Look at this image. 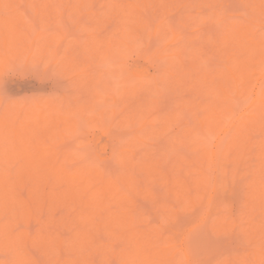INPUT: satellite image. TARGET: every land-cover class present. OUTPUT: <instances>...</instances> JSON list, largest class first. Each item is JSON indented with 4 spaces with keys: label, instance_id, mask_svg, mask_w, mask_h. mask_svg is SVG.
<instances>
[{
    "label": "rangeland",
    "instance_id": "obj_1",
    "mask_svg": "<svg viewBox=\"0 0 264 264\" xmlns=\"http://www.w3.org/2000/svg\"><path fill=\"white\" fill-rule=\"evenodd\" d=\"M83 1H84V3H83ZM122 1H123V3H122ZM142 1L143 0H115V1L114 0H111V1L110 0H82V1H80V0H10V1L6 2V0H5V3H3V1H2V4L0 3L1 4L0 5V17H7V18L11 17V18H13L12 16H14V19L16 20V23H18V25H16V23H14L15 25H12L13 27H9V28L11 30V28H14L16 26L14 28V30L12 29L13 30L12 33H15L14 31L19 29L18 31H16V33L18 32L19 34L17 33L16 36L14 35V37H16V38H12L11 35H13V34L11 33V31L9 33V29L7 30L6 28H3V30L4 29L6 30V31H3L2 28H0L1 29L0 33L6 32V33H4L5 35L9 33L11 35L9 36V34H8V37L12 38L9 40L7 39V41H6L7 43H6V45H4L5 42L1 39L3 36L2 37L0 36L1 42L2 41L4 42V43H1L2 45L0 44V48H2V49H0V118L2 119V117H3L6 120V118H7L6 116L9 115L8 113H10V115L11 114L16 115L19 113L17 115L18 117L16 116L17 118L13 115L14 116L13 119H15V118L19 119L18 121L24 119L23 122L26 124L28 123L30 125L26 128L25 131L23 130L21 132V135H25L24 134L25 132L28 134L38 135V134H41L42 132H45V129L47 127L44 128L45 125L44 126H41V125L38 126L36 121L38 122V121L42 120V118H40V117H42L44 115H48L49 112H51V111L53 113L71 112L73 110L77 111L78 109H79L78 111L81 112V110H82V112H83L86 110L85 113L81 112V113H79V115L75 114V117L81 123V124L79 123L80 124L79 126L83 125L84 127L83 126L78 127L80 130L78 129L77 130L78 132L75 131V134L73 131H72L73 133L71 131H65L64 136H58L59 138L50 137L49 139L52 140L53 143L48 141L49 143L48 144L46 143V146L44 145L47 148H44V147L43 148L47 152H49V151L55 152L56 154L54 155V157H56L55 159L57 160V163L63 164L69 170H71V169L75 170L78 167L81 168L82 165L86 164V161H87L86 158L91 159V157H89V155L93 156L95 158V159L94 158L93 159L96 160V164L98 162L97 159L100 158L102 163L98 164V166L96 164L92 163L90 165V167L92 169H96L98 167L99 170H100V168H102L103 172H104L103 175L104 176L106 175L108 177L107 178L105 176V179L108 181H110V180L116 181L117 184L120 183L121 186L119 185V187H122L121 189L123 190V192H125L126 190L129 189L128 188L129 185L126 186L127 183H125V182H127V177L132 178L133 188L130 187V189H134V190H130V189L128 190V193L129 192L131 193V194L129 193V196L132 197V199H131V201H128L127 203L132 202L133 206L130 204L131 207H129V206H127V207L132 209L135 206V210L133 208V211H135L134 213L132 210L129 211V212L133 213L134 217H136L135 214H136L137 209H138L137 212L139 213L138 215L136 214L137 215L136 218H138V219L135 220L136 222H133V223H138V224H132L133 227L136 225L133 230L145 231L149 235V237H151L153 239H159L160 238V237H158L159 234H162L161 235L162 237L168 238L169 240L171 238L172 239L171 244L176 245L175 249L178 250L177 256L179 255L178 257H180V256L183 257L181 264H227L228 262H230L229 264H236V263L239 264L240 262H241V264H244V263L245 264H264V206H263L264 205V195L262 196L263 193L260 194L259 191L257 192V190H259V188H260V190L262 188H264V148H263L264 147V115L262 117H261V115H259V114L264 113L262 110V108L264 107V62L258 61V62H254L252 64H249V67H250L249 74H247L245 80L243 82H241V85H240V87H243V91H241V93H239V95L237 93L232 94V98L234 96V100L232 99L233 102L231 104L232 111L229 110V107H230L228 105L229 102H226L229 107L227 106L228 109H225V108H223V109L228 110V111H226V113H227L226 117H228L227 122L225 124L219 125L218 130L216 132L217 134L213 132L214 134H216V136L212 133L206 142V146L208 145V147H211L210 150H213L212 161L207 162L206 157L203 158L201 155H199L197 153V152H200V149H201L200 148V146H201L200 142L199 141L196 142L197 139L195 140V142H192V141H194L193 139H195L196 137L193 138L192 135L190 136L188 134L189 135L188 136L185 133L186 132L185 131L186 126L189 127L190 124H191L190 127H192V125L195 126L196 123L198 122V118L204 117L203 113L205 114L206 112H204V111H207L205 109L207 106L203 105L204 102H205L204 104H207V102L208 103H216V102H211V101H214V97H223V96H219V95L218 96L216 95L213 97L214 93H211V95H210V92L205 87L210 84V82H209L210 78H212V77L214 78V76H215L214 74H216L220 69L225 71V69H227L225 67H227L228 65H231V63H232L231 61L235 60V58L236 59L238 58L240 60L244 59L246 52L245 53H244V51L242 52L240 50V46H239V48L237 46H238V41L240 39H241L240 42H244L246 45L249 43V42H245V41H249L248 40L249 37H246V35H243V34H245L244 31H245L246 26H250L251 36H252L253 32H254V36L259 37V35H260L262 40L260 37L259 38L262 42L261 41H259V42H261L262 46H264V0H261V1H259V0L258 1L257 0H201V1L200 0H189L191 2L188 1L189 2L188 4H191V5H188L187 7L184 6V5H187L186 4L187 0H184L185 4H184L183 0H181V1L180 0H177V1L176 0L175 1L169 0L167 6L165 4H167L168 0H165V2L163 4L164 6H166L165 8H162V7H164L163 5H161L162 7H160L158 5V2H161V0H159V1L158 0H155V1L154 0H150V1L145 0L143 2ZM148 1L149 2L152 1V3L148 4L149 3ZM163 1L164 0H162V3H163ZM255 1H257V2L255 3ZM106 2L109 5H107ZM128 2H130V3L132 2V3H135V5L136 4L137 5L139 4V5L136 6L135 8L133 5H131L129 7L130 4H128ZM145 2H148V3L144 4ZM197 2H199V3H197ZM200 2H202V3L200 4ZM114 3H116L117 5L122 4V5H120L121 7L123 6V4H128L127 8H129V9H127V10L129 11V13H126L127 11L124 12V9L127 6V5H125V8L123 9L122 14L126 13L127 15H129V14H131L130 13V11H131L132 13H134V15H135V13H140L139 15H141L145 18L142 17L143 20L140 21V18H141V16H140V18L137 19V20H139L137 22L139 24L134 25L132 23L136 22L135 18H137V17L134 16L135 18L131 17L132 19H130V18H128L129 16L126 18L125 17L126 14H125L124 17L122 18V16H121L122 10H120V9H122L123 7L121 8L120 6H118L120 8V9H118ZM193 3H196V5ZM159 4H161V3H159ZM106 5L109 7H107ZM192 5H195V7H197V6H199V7L195 8ZM137 7H139V8L141 7L143 9L137 10L136 9ZM258 7H260V8H258ZM110 8H112V9H110ZM131 8H132V10H131ZM197 12H199V13L197 14ZM186 13L190 19L188 17L186 18V20L183 19V17L185 18ZM184 14H185V16H184ZM204 14H207V20H206V16H204ZM139 15H138V17H139ZM181 15L183 17L180 19ZM198 16L201 18V20L204 18L201 21V23L199 21L200 18ZM197 18H199V19H197ZM208 18H210V19H208ZM14 19H12V21ZM127 19H129V21L130 20L131 21L129 22V21H127ZM195 21H197V22H195ZM140 22H142L143 26H142V24L140 25ZM146 22H147V24H146ZM0 23H3V22L0 21ZM169 23H171V25L174 27L173 28L175 30L174 33L176 32V34H171V33L169 34L167 32H164V34H163L162 31L165 30V28H168V30L170 29L172 31V27H170ZM168 24H169V27H167ZM243 24H244V28L242 27L243 28L242 30H244V31L241 32V26ZM250 24H252V26ZM239 27H240V29H239ZM252 27L255 31L252 29ZM131 29L133 31H131ZM237 29H239V33H238ZM170 30H169V32H170ZM235 30L237 31L235 33H238L236 35H238V36H239V34L243 35L242 37L245 36L246 40L244 38H243L244 39L243 40L242 37L241 38L238 37L239 38V40H238L237 36H235V33H233ZM7 31H8V33H7ZM160 31L162 32V35H161ZM165 31H167V30H165ZM250 32H248V33H250ZM232 33H233L232 36H235V38L238 41L235 40V38H234L235 42H232L233 40H231L232 44L234 43L233 47H229L228 46L229 44H227L228 43L227 40H229L227 35H230ZM4 34H0V35H4ZM137 34L140 35V37L139 38L137 37V40H136L135 36H137ZM95 36H96V39H98L97 44H100V43L102 44V42H104V44H102L104 46L102 54L107 52L106 49L108 47L105 48V45L108 43V38L110 37L111 41L113 40V43L111 42L113 45V46L111 45L112 48L113 47L115 48L116 54L118 51H120L117 54L119 57L115 54L113 56V58L115 56H117L116 58H118V59L122 57L121 58L122 60H123V58H126V61L124 60L125 62H123L122 60L120 61V59H119L120 62L119 61L118 62L120 63V65H123V67H126L128 65L129 67L127 66L126 68H129V70L133 68V72L131 73V75L133 73H135L134 70H136L138 72L140 71L139 72L140 74L144 72L143 74H141V79H142V75L144 76L145 73L147 74L150 72V74L152 73V75L154 74V75L158 76V77L157 76L155 77L156 81H157V78L161 79V78H159V77H161L159 75L162 73L161 74L162 79L164 78L165 80H162V79H161V81L158 80V81H160L158 84V88L155 89V87H154V89H153L152 87L154 86L153 85L154 83L153 84L147 83V80L145 79L146 83L140 82L137 85L136 82L139 81V79L138 80L136 79L137 81H135L134 77H132V78H130V83H134V82L136 83L135 84L136 88L134 87L132 89L130 87L128 88V85L126 87V83L124 85L123 81L126 78L125 75L122 74L123 75L122 76L121 74L118 73L119 75L116 74V76H114V77H111L112 75L107 76L109 73H111V71L109 70L110 68L107 69V72H108V70L110 71L107 74L105 67L106 68L111 67V70H113V73H115L114 70H117L116 65L119 66V64H117L118 62L114 63V64H116L115 65L116 68L114 69L113 64L111 66V63H110L113 61L115 62V60L112 59V56L107 55L108 58L106 59L105 58L106 54H104V55L101 54V52H102L101 48L102 47L100 48L99 45H97V47H93L94 43L92 44V42L96 40L94 38ZM113 36H115V37H113ZM226 36L228 39H226ZM76 37L78 38V40L80 39V45H79V43L76 44L77 43V40L75 39ZM229 37H231V35ZM29 38H30V41L34 42V44H33L34 48L33 47H29V49L27 48L28 46L32 45V43H30V41L28 40ZM223 38H225L226 40ZM99 39L102 40L100 43H99V41H100ZM118 40H120V41H118ZM123 40H129L128 42H129L130 46L128 48L125 47V45H123V43H122ZM48 41H49V43H48ZM75 41H76V43H74ZM216 41H217V45L215 44ZM224 41H226V43ZM256 41H258V39ZM26 42H29L30 44L26 43ZM236 42H237V46H235ZM86 43L90 44V48H89V46L87 47ZM229 43H230V40H229ZM24 44L25 45L29 44V45L26 47ZM101 44H100V46H102ZM35 45H36V47H35ZM43 45L45 47H43ZM109 45H110V43H109ZM226 45L228 46V48ZM76 46H78V47H76ZM107 46H108V44H107ZM222 46L224 49L222 48ZM81 47H83V48L85 47L84 49L86 51L85 50L83 51V48H81ZM242 47L243 46L241 45V48ZM24 48L28 49V52H29L28 54H26V56L24 53L27 51L23 52L25 50ZM30 48H32V49H30ZM104 48H105L106 52H104ZM164 48H166V49H164ZM183 48H188V49H186V51H185V49H183ZM262 48L264 49V47H262ZM52 49H54V50H52ZM94 49H96V50H94ZM180 49H183L182 52H180V51H179L180 53L176 52ZM51 50L53 51V53ZM113 50L114 49H112V51ZM242 50H244V49L242 48ZM68 51H70V52L72 51V52L70 53ZM98 52H100V55ZM108 53H109V51H108ZM109 54H111V53H109ZM28 56H32V57H28ZM199 58H201V61H203V62H201V61L198 62L197 60H199ZM110 59H112V61H110ZM118 59H116V60H118ZM195 59L197 61L196 64H195V62H196ZM101 60L107 65L104 66V64L101 62ZM192 61L193 62L195 61L194 64L191 63ZM203 63L205 65V66H202L203 69H201L200 71H197L198 68H201L200 65H203ZM181 66H182L183 71L181 70ZM119 67L121 69L123 68L122 66H119ZM142 69L144 70L143 72H142ZM185 69H186V71H185ZM196 71H197V73L199 72L200 77L203 75V77L205 78L204 79L202 77L201 79H203V80H201V81H203L204 83L206 82L205 84H202L203 89L200 86V88L202 89V90H199V91H201V93L198 91L200 96H199V94H197L198 89L192 88V87L195 88V86L198 88L199 87L198 84L197 85L194 84L195 86H193V84H192V86H190V83H189L187 85L185 83L187 79H185V81H184V77H183L185 73H187L188 76L192 75V77H193V76L197 75ZM180 72L183 74V76L179 75ZM201 72H203V73H201ZM139 73H137V74H139ZM155 73H157V74H155ZM194 73H196V74L194 75ZM150 74H148V75L150 76ZM171 74H173V75H171ZM205 74L207 76L210 74L209 75L210 78L206 79ZM219 74H220V72L218 73V75L216 74L218 78L222 73L220 75ZM90 75H93V76H90ZM101 75L107 76V78L104 77V80H103L100 78ZM174 75H175V77H174ZM86 76H87V78H86ZM166 76L167 77L169 76L170 79H168ZM199 76L197 75V76H195L196 78L194 77L196 79V81H197V79L200 80ZM116 77H118V78H116ZM119 77H121V78H119ZM128 77H131V76L128 75ZM136 77H138V76H136ZM221 77L224 78L223 75ZM99 78H100V81H99L100 87L103 85L104 88L99 87V90L97 89L99 91L98 92L95 90L97 88V87L95 88V85L98 83V81L96 82L95 80H97ZM151 78H152V76H151ZM155 78H153V79L155 80ZM194 78H192V81L194 80ZM218 78H216V80H217L216 82H218L221 79L220 78L218 80ZM85 79H87V80H85ZM88 79H89V82L87 83L88 85L86 84V86L87 87L90 85L93 86L96 83L93 88L91 86L88 88L85 86V83H86V81H88ZM93 79H95V80H93ZM106 79H107V82L105 83ZM119 79H121L122 82ZM90 80H92V82H90ZM169 80L172 82H169ZM188 80H189V78H188ZM204 80H206V81H204ZM192 81H191V83H192ZM188 82L189 81H187V83ZM193 82L195 83V81H193ZM99 83H98V85H99ZM127 83H129V82L127 81ZM143 84H145V86L150 85L151 87L150 86L149 87H150V89L152 88V90H150L148 88H147L148 90L144 89L143 87H145V86ZM155 84H157V82ZM80 85H82V87ZM106 85H107V87H106ZM199 85H200V83H199ZM132 86H134V85L132 84L131 87ZM137 87H138V90H136ZM79 88H80V90H79ZM89 88H92V89H89ZM108 88L109 89L112 88V89L109 90ZM124 88H128L130 90L126 91ZM101 89L102 90L105 89L102 92V95H103L102 99H101L102 95L100 93ZM205 89H207V91H205ZM88 90H90V91H88ZM130 91H132L133 93ZM190 91H192V92L190 93ZM208 92H209V94H208ZM117 93H119V94L121 93V94L118 95ZM205 93H207L208 96ZM231 93H232V91H231ZM201 94L203 96H201ZM196 95H198L199 98ZM220 95H222V94H220ZM93 96H94L95 100H94ZM149 98H151V99H149ZM188 98L189 99L191 98L190 100H192V101L196 100L195 104L199 101L198 102L199 106L196 104L197 106H195V108H191V107H193L192 105H195V104H191L192 101H191V103H188L189 100H186ZM224 98L226 100H228V97L226 98V96H224ZM224 98H219L220 100H218V101L216 99L215 100L218 102L217 104L219 105V104H221V103H219V101H222V104H223ZM103 99H105L104 100L105 103L102 101ZM229 99H231V97ZM150 100H152V101L150 102ZM101 101L105 104L104 109H102L104 104L102 105ZM95 102L100 103V105H98L97 103H96L97 104L96 105ZM148 102H150V103H148ZM183 102H184V104H183ZM145 103H147V104H145ZM185 103H187L188 105H185ZM226 103L224 102L223 105L226 106ZM143 104H144V106H143ZM189 104L191 106H189ZM217 104L215 106L220 107ZM84 105L87 107H83ZM95 105L98 107H95ZM180 105L181 106L184 105L185 108L187 106L189 108V109L187 108L188 111H187V109H184ZM202 105L205 106V108L202 107ZM211 105L213 106V104H211ZM79 107H81V108H79ZM198 107H199V109H197ZM83 108H86V109L83 110ZM257 108H259V110L261 108L263 113H260L259 110H258L259 111V113H258V111H256ZM135 109L137 110V112ZM193 109H197L198 111L195 112L196 110H193ZM219 109L221 110L222 106ZM139 110L143 111V112H138ZM184 110H185V114L183 113L184 114L183 115L181 113V111L183 112ZM200 110L203 111L202 114L199 112ZM78 111L76 113H78ZM87 111L88 112L95 111V112L90 117L92 112L89 114V113H87ZM99 111H101V112L104 111V112L101 114V112H99ZM131 111L136 115H133V113ZM256 112L258 114L255 115ZM46 113H48V114H46ZM86 113H87V115H86ZM165 113L168 114V117H169V114H175V115H173L174 116L173 118L170 117V118H172L171 119L172 121L171 120L168 121V119H170V118H167ZM178 113L179 114L181 113L180 114L181 117L177 115ZM82 114L84 115L83 118L85 117V119H83L84 121L81 120ZM127 114H128V116H127ZM161 114H162V116H161ZM85 115L87 117L89 115V117L87 118V123H85L86 122L85 121L86 120ZM132 115L134 116V120L135 119L136 120L134 122L131 121V124L133 125V127L127 128L128 126L126 127L125 125L127 124V121L131 120L130 117ZM142 115H143V117H142ZM159 115L161 116V118ZM254 115L256 117L259 116L260 119H258V117L257 118L254 117ZM10 117L11 116H9L7 118V120ZM19 117H21V118H19ZM155 117H156V119L160 118L161 121L159 119L156 120ZM122 118H124V119H122ZM128 118H129V120H128ZM141 118L144 121L143 124H142V122H140L141 124H139V121L142 120ZM193 118H194V121H193ZM163 119H164V121H163ZM255 119H257L258 122L260 121L261 124L257 123V120H255ZM10 120H12V118H10ZM32 120H33V122H32ZM124 120H126V122ZM18 121L16 120V123ZM189 121H190V123H188ZM262 122H263V124H262ZM18 123L16 125H20V122H18ZM92 123H95V124H92ZM165 123H167V124H165ZM160 124L163 125V127ZM59 125H61L60 128H62V129L67 127V124L64 121H60ZM90 125H92L93 127L92 126L90 127ZM147 125H149V126H147ZM165 125L167 128H165ZM87 126H89V128ZM181 126H183V127H181ZM146 127L149 129L150 132L147 130ZM160 127H161V129H164V130H161L163 132H160V130H158V129H160ZM60 128L58 126V129H60ZM83 128H85V130ZM154 128H156L154 130L155 132L152 131ZM238 128L240 130H238ZM51 129L52 128H47V131H49ZM42 130H44V131H42ZM156 130H158L157 134H156ZM167 130H169L170 132L169 131L166 132ZM80 131H81V135L78 134ZM76 132H77V135H76ZM152 132L155 134H153ZM165 132H166V134H165ZM145 133H146V136L144 135ZM170 133H171V135L169 136L168 134H170ZM235 133L237 136L234 135ZM161 134H163L162 135L163 137H160ZM166 135L169 136V139H168V137H164ZM198 135H195V136H198ZM233 135H234V138H233ZM172 137H173L174 141L177 140L176 141L177 144L181 145V146L179 145L181 147V149L182 148L184 149L182 151V153H184V154L186 153L185 154L186 156L190 155L189 158L184 156L185 160H183V157L181 158L182 153L180 154V157L179 156L177 157V154H179L180 153L179 151H181L178 149H177L178 150L177 154H176V152L175 153L171 152L172 150L169 152L172 145H174V144L177 145L174 141H172L173 140ZM82 138H83V140L85 139V141L81 140ZM135 138H137V139L139 138V140H137ZM158 138L161 139L162 141L159 140ZM78 139H80V140H78ZM147 139H149V140H147ZM246 139H247V141H245ZM47 140H48V138H47ZM75 140H76V142H75ZM140 140H142V141H140ZM145 140H147V141H145ZM163 140H165V142ZM233 140H236L234 142V144H233V142H231ZM81 141H82V143H81ZM167 141H168L169 145L167 144ZM0 142H1L0 147L3 148V153L11 155L12 151L14 150L13 148L15 146V144L12 142V138H11V140L10 139L0 140ZM173 142H174V144H173ZM83 143H85V144H83ZM245 143H248V145L247 144L245 145ZM90 144H91V146H90ZM235 144H237V147L240 148V151H239V149L236 151L237 148H236ZM83 145H87L86 148H84ZM175 145H174V147H172V149L174 151H176ZM74 146L77 148L76 150L73 149V148H75ZM81 147H83V150ZM164 147H165V149H164ZM166 147H167V149H166ZM177 147L178 146H176V148ZM190 147H191V149H190ZM195 147H196V149L200 148L199 151H198V149L196 150ZM43 148H40V149L43 150ZM61 148H62V150H61ZM69 148H71L72 150ZM78 148L81 149V153L79 151L80 149L78 150ZM89 148H90V150H89ZM115 148H118L121 150L126 149L125 154H127V152H128L127 150H129V153H128L129 157L128 158L132 159L129 162H132L133 160L138 159L136 161L140 162V163L137 162V163H139V165L135 164L136 166L132 167L130 164H133V163L128 164L126 158L124 159L123 163L126 162L127 163L126 166L129 167V169L127 167H125V163H124V165H123V163H121L122 165H120L121 161H119V160H122V159H119V158H121V157H117V152H116V154L112 153L114 151L113 149H115ZM159 148H161V149H159ZM162 148H163V150H165V152L169 156H167L165 153L163 154L164 151H162ZM228 148L229 149L234 148L233 149L234 152L233 151L231 152L232 149L228 151ZM250 148H251V150H250ZM85 149H88L85 151L88 154L91 152L88 156L86 155L87 157L84 156L85 155L84 154ZM65 150H67L68 152ZM69 150H71L70 151L71 154L69 153ZM130 150H132V151H130ZM145 150H146V153H145ZM167 150L169 153L167 152ZM208 150H209V148H208ZM245 150H246V152H245ZM247 150L249 151V153H247L248 152ZM4 151H6V152H4ZM64 152H65V154H64ZM118 152H119V150H118ZM130 152H132V154ZM158 152H160V154ZM237 152H239V155ZM58 153H59V155H58ZM74 153H76L77 155L79 154L78 157L80 155H82V153L84 154L81 157L82 158L81 162H80V160H78L80 157L78 159H76L77 155ZM111 153L114 155H111ZM193 153H195V154H193ZM63 154H64V156H63ZM94 154H96V155L94 156ZM75 155H76V157H75ZM193 155L195 158H197L198 156L199 157L195 160ZM52 158H53V156H52ZM191 158H193V159H191ZM199 158H200V160H198ZM10 159H11V157H10ZM24 159H22L21 161L23 162ZM207 159L209 160L208 157H207ZM46 160L47 159H45L43 161H45V163H47ZM115 160H117V163ZM140 160L142 161V165H141ZM194 160L195 161L198 160V161L195 162ZM10 161L13 162L12 160H10ZM63 161H65V162H63ZM103 161H105V162H103ZM145 161H146V163H145ZM188 161H190V162H188ZM11 162L9 163V161H8L9 164H11ZM14 162H17V161H14ZM19 162H20V160H19ZM6 163H7L6 159L0 160V173H3V171H5L6 173L10 172L13 174V176L15 175V177H16V174H14V173H20L16 169L18 167V165L15 168L14 167L15 165L14 166H8V163H7V165H6ZM24 163H25V160H24ZM134 163H136V162L134 161ZM196 163H199V164L197 165ZM93 164L96 165V167ZM102 164H104V165L102 166ZM145 164L149 166V169L145 167L146 170L148 169L147 170L148 172H146V170H145L146 173L141 168H139L140 165H141L140 167L143 168L144 166H146ZM187 164H190L189 165L190 167H188ZM200 164H201V167L203 166L202 170L199 169V168H201ZM43 165H44V163H43ZM120 166H122L123 168L122 167L120 168ZM191 166H193V167H191ZM260 166L261 167L263 166V168H260ZM151 167H152V169H150ZM196 167H197V170L195 172V169H193V168H196ZM132 168H134V169H132ZM102 169H101V171H102ZM118 170H119V172H118ZM189 170H191V172ZM138 171H140V172H138ZM201 171H203V172L201 173ZM130 172L132 173V176H131ZM154 172H157V173L154 174ZM21 173L19 175H21ZM117 173L118 174L120 173V174L118 175ZM129 175H130V177H129ZM163 175L167 176V178L164 177ZM200 175L201 176L203 175L204 177H200ZM13 176H12V179H14ZM124 176H126V177H124ZM197 176H199V178ZM22 177H24L23 174H22ZM25 177H27V176H25ZM30 177H33V176H30ZM119 177L121 179L117 180V179H119ZM136 177H138V178H136ZM177 177H178V180H177ZM182 178H183V184L181 183L182 181H180V180H182ZM200 178H202V179H200ZM203 178H206V180L209 179L210 181L208 180L206 182V181H204L205 179L203 180ZM32 179L27 178V181L25 179L26 182H23L24 181V179H23V181H21L20 183H22L23 185L26 184L25 185L26 187H30L28 190V191H30V189H32V187L34 186V183H35L34 182L35 180L33 179L34 181H32ZM50 179L47 180L48 183H46V182L44 183L46 185L45 186L46 188H43L42 184H41V186H39V187H41V188H39L41 195H43L45 193V191L50 192V189H52V192L54 191V189H55V191L56 190L57 191L63 190L65 185H63V183H61V182H58L60 180L57 181L56 178L54 177L55 181H57V182H53V180H52L53 177H52L51 181H50ZM194 179H198V181H196ZM16 180H17L16 186L19 190L18 192L21 193L23 191L22 192L23 194H21L22 197L19 198L18 194L16 193L17 191L13 190L14 194H12V199H13V196H16L17 198L20 199L19 202H22L23 197L26 199L25 196L27 195L28 191H27V188L25 186H24L25 189L23 190V188H22L23 186L18 185V181H20L19 179L16 178ZM135 180H138L139 182H136ZM185 180H186V182H185ZM191 180H194V183ZM165 181H167L168 185H166ZM14 182L16 183V181H14ZM37 183L38 182H36V184ZM199 184H201V185H199ZM251 185H252V187H251ZM256 185L258 188L256 190L257 194H256V192H254V188H256ZM134 186H135V188H134ZM183 186H184V188H183ZM190 186H193V187H190ZM209 187H210V189H209ZM17 188L15 187L16 190H17ZM36 189H38V188H36ZM36 189H33V192ZM42 189L45 190L44 193H42L43 192ZM138 189H140L139 190V191H141L140 193H139ZM144 189H145V191H144ZM183 189H185V190H183ZM193 190H195V191H193ZM202 190H204V191L201 192ZM0 191H1V186H0ZM133 191L139 193L138 195H140V196H138L137 193H135ZM262 191H263V189L261 190V192ZM13 192H11V193H13ZM189 192H191V193H189ZM200 192L202 194L205 192V194L201 195ZM4 193L5 192H3V195H4ZM128 193L126 191L127 195H128ZM187 194H189L190 196H188ZM193 194H195V195H193ZM10 195L8 197V203H9L10 198H11ZM33 195L35 196L34 198L32 197L34 199V201L30 202L29 201L30 198L28 199V197H27V199H26L27 203H29V204L35 203V205L39 206L38 211H41V213L38 212L39 213L38 214L36 211H34L33 214L34 213L36 214V215H34V218H32L33 215H30V218L28 216H26L29 218V220H27V222L29 221L28 223H23L26 221V219H25V221H24V219H21L23 221L21 225L16 224V222H17L16 219L13 221L14 225L16 224L15 226H17V227H15L13 225L15 227L13 229V231L15 230V233H18L17 231H20V230H23V232L28 230L26 233H29V234H27V235H31L29 237H34V239L30 238V239H32V241L29 240L30 242H33V240H34V242H33L34 244H29V241H28V243L23 242L24 245L23 246L20 245V246L24 247L26 244L32 245V246L26 245L25 247L28 246L26 248V250L24 248L22 250V248H21V251L23 252L25 250V251H28V253L30 251V253H29L30 256H33V258H35L38 261H35V259L33 260V258L28 256V253H27V257L25 256V258H24V264L26 263V261H32V260L34 262H37V264H50V263L54 264L58 260H59V262H60V260L63 261V257L60 256L58 252L61 253L62 252L61 249L62 250L65 249L64 246L65 245L68 246L69 241L71 244H73L71 241L74 242V240L70 239V240H68V242H67L68 244H67L66 243L67 240H65L63 238L64 237L65 238H69V237L73 238L71 236H73L75 234V233H73V231H75L77 229V228L75 229L76 224L78 225L77 227L80 228L79 230H81V228H83L81 225V222L78 221V217H80L81 213L84 212L83 210H81L83 208L81 205H80L81 208H78L79 203H77V205H78L77 206L76 204H74L75 202L73 199H72V201L74 203L68 199L67 200L63 199L62 201H65V202L61 203V201L59 202L60 199H58L57 203H56V200L54 201L56 204L52 203V204H54V206H52L49 203V200H47V203H45L46 199L45 200H44V198L40 199L39 198L40 195L35 194V193ZM111 195H112V193H111ZM199 195L201 197H199ZM259 195H260V197H262V199L260 198L261 200L258 199ZM7 196H8V194H7ZM191 196H192V198H193V196H195V199H197V197H198L195 204L192 202V201L195 202V199L193 200L191 198ZM0 197H1L0 200H2V199L5 200L6 194L3 198L1 196V193H0ZM182 197H184L183 198L184 200L182 199ZM202 198H203V200H202ZM106 199H108V197H106ZM135 199L137 200V202ZM256 199H257V201H256ZM112 200L114 201V198H112ZM2 201H0V203ZM23 202H26V201H23ZM111 202L107 201V205L112 204ZM115 202L116 201H114V203ZM135 202L137 204L134 205L133 203H135ZM199 202H200V204H199ZM11 203H12V205L14 204L13 202H11ZM64 203H69V204L64 205ZM108 203H110V204H108ZM127 203H126V205H127ZM189 203H190V206H189ZM191 203L193 206L191 205ZM203 203H205V204H203ZM23 204L25 205V203H23ZM115 204H113V205H115ZM163 204H164V206H162ZM198 204H199V206H198ZM258 204H261V205L258 206ZM0 205H3V202ZM20 205L22 206V204H20ZM20 205H18V206H20ZM35 205H29V206L32 207ZM37 206L34 209H36ZM0 207L2 208V206H0ZM12 207L13 206H10L9 209L13 210L14 207L13 208ZM109 208H111L112 211H115L117 213H119L121 210L120 207L117 208V204H116V208L113 206H111V207L109 206ZM34 209H32V210H34ZM105 209H106V207H105ZM1 210L3 211L5 209L2 208ZM57 210H59V211H57ZM111 210H109V211H111ZM2 211H1V213H6L9 210H7L6 212H2ZM55 211H57V212L53 214V212H55ZM68 211H69V213H68ZM107 211L105 212L106 215H107ZM18 212H20V211L18 210ZM100 212H101L100 214H102V216H103L102 209L100 210ZM7 213H6V215H7ZM60 213H62V214H60ZM63 213H65V214H63ZM73 214H76L74 216L77 217V221L81 225L80 227H79L78 223H76L75 225H73L71 223L75 219ZM77 214H79V215L77 216ZM68 215H69V218L70 217L72 218L70 220V224H69V220H68V221H65V223L66 222L68 223L67 225L66 224L62 225V223L64 221L60 222V220H62L61 217H65V216L67 217ZM0 216H2V215L0 214ZM21 216L22 215H19V217H21ZM2 217H0L1 218L0 219L1 224L3 223V221H4V223L7 222L6 221L7 219L4 220L5 217L4 216H2ZM10 217H11V215H9V218ZM19 217H17V218H19ZM50 217H55V219L59 218L60 220L58 219L59 222L58 221H57V223L55 222L56 224L52 223V224H54L52 226V229L49 228V229H51V231L48 229V225L47 226L45 225V227L49 230L47 232L48 233L49 232H57V234L54 233L53 235H57V236L59 235L63 239V241H65L63 243L64 244L66 243L65 245L62 243L61 246L64 248H61V246L58 245L59 242L58 243L56 242V244L58 245L56 247H60L61 249L59 250L57 248V250H55L56 248L53 247V248H55L54 253H56L57 256L59 255L61 257V259L59 256H58L59 259L57 257H55L56 255L54 254L55 260H57V261L53 260L54 262H52L51 260H48V258L51 259L53 257V256L51 257L48 254L50 252L51 255H53L52 254L53 251L50 250V247L55 246L54 245L55 241L52 240L54 243L52 245V244H50V242H51L50 239L55 238V236L53 237L50 235L51 236L50 239L47 238V240H43L41 238L43 236H45L46 234L44 233V235H43L41 233L42 235H39L40 234L39 232H45L44 230L39 231L40 229L45 228L44 226H41L40 224H42L46 220H49ZM6 218H8V217H6ZM55 219H54V221H56ZM66 219H68V218H66ZM21 220H19V221L21 222ZM41 220H42V222H41ZM51 220L52 219H50V221ZM50 221H49V223H51ZM95 221H96V224L98 222H101V221L104 222L103 220H100V219H97ZM32 222H33V224H32ZM35 222H38V223H35ZM11 223H10V227L12 226ZM30 224H32V225H30ZM59 224L62 227L59 226ZM5 225H7V224H5ZM99 225H101V226H99ZM99 225H98L99 227L97 226L98 229H95V228H97L95 223L90 224L91 227L93 226V229L91 227L86 228V229L92 230L89 233L90 235L88 234L89 235L88 236L87 234H85L86 232L84 233L85 235H87V236H85V235L84 236L87 237L88 239L94 236V238L92 239V241L94 243L93 245L89 244L88 241L90 239L87 241L88 242L87 246L88 245L93 246V247H91V251L89 249L87 250L85 248L86 245L84 247H82L81 246L82 243L79 247L80 249L78 250L77 249L78 247H75V246H76V244L79 245L80 241L78 244V242L75 239V241L77 243L73 247H75V249H77L79 251L77 253L83 252V254L81 253V254H77V255L83 256L86 253V252L84 253V251L86 250V251H88V253H86V254H88V256L85 255V258H83V259L81 258L82 261H84L87 258L88 261L89 260L91 261V259H92L91 263H93V264H122L124 262L122 260L123 258L121 255L122 251H120L121 253H118V251L120 249L122 250V247H123V252L130 250L129 244L126 241H124L123 239H121L123 241L120 240V242L118 243L119 240L117 241L115 238V241H113V243L116 244V247L114 245H112V246H114V248L112 247L114 250L113 249L110 250L111 247L109 249L108 246H111L110 245L111 243L108 244L106 242H108L107 238L109 236H110V239L113 236L110 235L108 230L106 232L107 234H104L105 232L103 229L105 227H106L105 229H107V227H108L106 220H105L104 225H102L101 223ZM254 225L256 226V228ZM8 226H9V224L7 225V227L4 226V228L9 229ZM37 226H38V228H37ZM88 226H89V224L85 227H88ZM102 226H103V228H102ZM42 227H44V228H42ZM85 227H84V230H86ZM100 227H101V229H100ZM138 227H139V229H138ZM0 228L2 229V227H0ZM113 228H116V227H113ZM117 228H119V227H117ZM117 228H116V230L118 231ZM156 228H158V229H156ZM53 229H54V231H53ZM108 229L114 230V229H110V228H108ZM256 229L258 231H256ZM84 230H82V231H84ZM98 230H100V231H98ZM102 230H103V232L101 233ZM116 230H114V233H116L115 232ZM121 230H126V229L120 228V231ZM252 230L254 231V233ZM5 231L8 232V230H4V233H5L4 235L6 236V234H8V233H6ZM10 231L11 230H9V232ZM78 232H77V234H78ZM94 232H95V235H94ZM97 232H99L100 234H98ZM1 233H0V239H1V237L8 239V235H10V234H8L7 237H4L3 233H2V235H1ZM108 233H109V235H108ZM118 233H119V231L117 232V234ZM153 233H154V236H152ZM19 234H21V233H18L17 236ZM81 234H82V232H81ZM91 234H93V236ZM165 234H166V236H165ZM38 235L40 236V238ZM106 235L108 237H106ZM12 236H14V235H11L10 238H12ZM36 236L39 239L38 238L35 239ZM50 236H48V237H50ZM62 236H64V237H62ZM75 236H74V238L80 239L82 235L80 236V238L76 234H75ZM169 236H170V238H169ZM58 237H56V238L58 239ZM104 239H105V242H104ZM38 240L42 244L39 242H38V244H36ZM44 241H47V242L44 243ZM92 241H91V244H92ZM116 241H117V243H116ZM0 242H1V240H0ZM84 242H85V240H84ZM103 242H104V245H103ZM110 242H111V240H110ZM121 242H122L123 246H122ZM46 243L48 246L47 251L44 250V248L47 247ZM39 244H41L42 246H40ZM4 246L6 247L7 244L4 243ZM39 246L42 248H40ZM102 246H104L106 249H109V251H112V252L107 251L108 252L107 253L105 251L107 254L106 255L105 252H103V250L105 248ZM69 247L70 246H68L65 249V252L63 250V253H61V254L64 255L66 253V250ZM28 248H29V250H27ZM30 248H32V249H30ZM34 248H35V250L33 251ZM36 248H37V250H36ZM81 248H83V249L85 248V250H83ZM101 248H104V249L100 250ZM19 249H20V247H19ZM115 249L118 251L116 252ZM2 250H3V252H1ZM14 250L9 249L10 252H13ZM48 250H50V251L48 252ZM43 251H44V253H45V251L48 253V254L46 253L48 258L45 256ZM75 251H73L72 254H74ZM114 251L117 255H115V253L112 254ZM17 252H18V250H17ZM71 252L69 249V253H71ZM89 252H90V254H89ZM100 252H103L104 254L100 253ZM13 253L15 254L16 250ZM13 253L9 254L8 251L6 250V248L4 249L3 247H0V263H2V264H4V262L6 264L15 263L14 261H17L18 255H16L17 253L15 254L17 256V259L15 260L13 258L14 257ZM67 253H68V251H67ZM7 254H8V256H7ZM24 255H25V252L23 254V257H24ZM70 256H71L70 258H72V256L75 257L74 255H70ZM28 257L32 258V260H30ZM178 257H177V260L174 264H176L178 262L180 263L181 259L179 260ZM27 258L29 260H25ZM70 258L67 259L66 261H69L70 262L69 264H73L74 261ZM52 259H54V258H52ZM76 259H74V260L78 261L77 264L79 263V261L82 264L81 259H79V257H77ZM119 259L122 260L123 262H120ZM22 260L23 259H21L20 262ZM226 261H228V262H226ZM87 262H85V264H90ZM29 263L33 264L32 262H29ZM17 264H19V263H17ZM34 264H36V263H34ZM56 264H58V263H56ZM64 264H67V263L65 262ZM74 264H76V263H74ZM83 264H84V262H83Z\"/></svg>",
    "mask_w": 264,
    "mask_h": 264
},
{
    "label": "bare ground",
    "instance_id": "obj_2",
    "mask_svg": "<svg viewBox=\"0 0 264 264\" xmlns=\"http://www.w3.org/2000/svg\"><path fill=\"white\" fill-rule=\"evenodd\" d=\"M2 1H3V3H5V0H0V3L2 4ZM7 1H10V0H6V2ZM80 1H82V0H80ZM111 1V0H110ZM115 1V0H114ZM143 1H145V0H143ZM142 1V2H143ZM147 1V0H146ZM150 1V0H149ZM148 1V2H149ZM155 1V0H154ZM159 1V0H158ZM170 1H172V0H170ZM173 1H175V0H173ZM177 1V0H176ZM181 1V0H180ZM189 0H187V2H186V4L187 5H184V6H188V5H191V4H188L189 2H191V1H189ZM201 1V0H200ZM258 1V0H257ZM257 1H255V3L257 2ZM259 1H261V0H259ZM148 2H145L144 4H147ZM164 2H165V0L163 1V3H162V0H161V2H158V5L160 6V7H162L161 5H163L164 4ZM168 2H169V0L167 1V4H165L166 6L168 5ZM183 2H184V0H183ZM83 3H84V1H83ZM122 3H123V1H122ZM127 3V2H126ZM150 3H152V1L151 2H149L148 4H150ZM159 3H161V4H159ZM197 3H199V2H197ZM202 2H200V4H201ZM0 4V5H1ZM106 4L107 5H109L107 2H106ZM116 6H117V8L118 9H120L118 6H120V5H122V4H116V3H114ZM128 4H130L129 5V7L131 6V5H133L134 6V8L136 7V6H138L137 4L135 5V3H130V2H128ZM128 4H123V8L122 9H120V10H122V12H121V16H122V18L124 17V15L126 14V13H129V11L127 10V9H129V8H127L128 7ZM183 4V3H182ZM184 4H185V2H184ZM193 4H195L196 5V3H193ZM106 5V6H107ZM125 5H127L126 6V8H125ZM157 5V4H156ZM157 5V6H158ZM195 5H192L193 7H195ZM260 5V4H259ZM164 6V5H163ZM166 6H164V7H162V8H165ZM107 7H109V6H107ZM142 7V6H141ZM139 8V7H137L136 9L138 10H140V9H143V8ZM190 7V6H189ZM197 7H199V6H197ZM197 7H195V8H197ZM114 8V7H113ZM116 8V7H115ZM125 8V9H124ZM133 8V7H132ZM132 8H131V10H132ZM161 8V9H162ZM258 8H260V7H258ZM108 9V8H107ZM110 9H112V8H110ZM123 9H124V12H126L125 14H122L123 13ZM119 10V11H120ZM153 10V9H152ZM113 13V12H112ZM115 13V12H114ZM130 13L131 14H129V15H125V17L127 18L128 16V18H130V19H132L134 16L135 17H137V18H135V20H136V22H134V23H132V24H134V25H136V24H139V23H137L139 20H137V19H139L140 18V16L141 15H139L140 13H135V15H134V13H132L131 11H130ZM196 13V12H195ZM199 12H197V14H198ZM201 13V12H200ZM139 15V17H138V15ZM210 14V13H209ZM208 14V15H209ZM98 15V14H97ZM119 15V14H118ZM137 15V16H136ZM211 15V14H210ZM99 16V15H98ZM113 16V15H112ZM184 16H185V14H184ZM204 16H206V20H207V14H204ZM13 18H11V17H9V18H7V17H0V21H2L3 23H0L1 25H0V28H2V30H3V28H6L7 30L9 29V33H10V31H11V33L13 32V30H14V28L16 27H14V28H11V30H10V28L9 27H13L12 25H15L14 23H16V20L14 19V16H12ZM16 17V16H15ZM18 17V16H17ZM132 17V18H131ZM142 17L143 16H141V18H140V21L141 20H143L142 19ZM183 16L181 15V17H180V19L182 18ZM189 18V16L187 15V13H186V16H185V18L183 17V19H185L186 20V18ZM199 17V16H198ZM2 18V19H1ZM19 18V17H18ZM17 18V19H18ZM118 18V17H117ZM143 18H145V17H143ZM196 18V17H195ZM200 18V17H199ZM199 18H197V19H199ZM211 18V17H210ZM210 18H208V19H210ZM6 21H5V20ZM12 19H14L13 21H12ZM182 19V20H183ZM190 19V18H189ZM196 19V20H197ZM204 19V18H203ZM202 19V20H203ZM123 20V19H122ZM134 20V21H135ZM201 18H200V23H201ZM117 21V20H116ZM127 21H129V19H127ZM131 21V20H130ZM129 21V22H130ZM195 22H197V21H195ZM149 23V22H148ZM218 23V22H217ZM5 26H3V25ZM142 24V22H140V25ZM146 24H147V22H146ZM170 24V27H172V31L170 30V32H169V30H168V28H165V30H167V31H165V30H163L162 32H163V34H164V32H167V33H171V34H176V32L174 33V27L171 25V23H169ZM169 24L167 25V27H169ZM248 24V23H247ZM16 25H18V23H16ZM139 25V26H140ZM251 26H252V24H250ZM138 26V25H137ZM142 26H143V24H142ZM244 28V24L241 26V32L242 31H244V30H242L243 28ZM18 28V27H17ZM16 28V29H17ZM126 28V27H125ZM13 29V30H12ZM123 29V28H122ZM128 29V28H127ZM239 29H240V27H239ZM239 29H237V31H238V33H239ZM251 28H250V26H246L245 27V31H244V33L245 34H243V35H246V37H249L248 38V40L249 41H245V42H249L247 45L244 43V42H240L241 41V39L239 40V38H241L243 35H240L239 34V36L238 35H236V34H238V33H235V32H237L236 30L233 32V33H235V36H237V38H238V40L235 38V36H232L233 35V33L232 34H230L231 35V37H229L230 35H227L228 36V38H229V40H230V43H229V40H227L228 41V43L227 44H229L228 46L229 47H233V44H232V42H235V40H237L238 41V46H237V42H236V44H235V46H237L238 48H239V46H240V50L243 52L244 51V53L246 54L245 55V57H244V59H236L235 58V60H233V61H231L232 63H231V65H228L227 67H225V68H227V69H225V71H223L222 69H220L216 74L218 75V73L220 72V76H219V78L217 77V75L216 74H214L215 76H214V78L212 77V78H210V74L207 76L206 74V79H209L210 78V84L209 85H205L206 87L205 88H207L208 89V91L210 92V95H211V93H214L213 94V97L214 96H223V97H214V101H211V102H216V103H208L207 102V104H204L203 103V105H205V106H207L206 108H205V106H203L202 105V107H204L207 111H204V112H206L205 114L203 113V115H204V117H200V118H198V122L196 123V125L195 126H193L192 125V127H190V125H189V127H187L186 126V128H185V133L188 135H192V137L193 138H195V139H193L194 141H192V142H195V140H196V142H200V144H201V146H200V148H197L198 149V151H199V149H200V152H197L199 155H201L203 158H205L206 157V160H207V162L208 161H212V158H213V150H210L211 149V147H208V145L206 146V142H207V139L209 138V136L214 132V133H216L217 132V130H218V127H219V125H221V124H225L226 122H227V118L228 117H226L227 116V113H226V111H228V110H225V109H228V107H229V110H231L232 111V107H231V104H232V102H233V100H234V96H233V98H232V94L233 93H237L238 95H239V93H241V91H243V87H240V85H241V82H243L244 80H245V78H246V76H247V74H249V69H250V67H249V64H252V63H254V62H258V61H262V62H264V49L262 48V47H264V46H262V38L260 37V35H259V37L261 38V40H260V38L258 37V36H254V32L252 33V36H251V30H250ZM252 29H253V27H252ZM1 30V29H0ZM19 30V29H18ZM18 30H15L14 32L15 33H12L13 35H11V34H9L8 33V31H7V33L9 34V36L11 35V37L12 38H16V37H14V35L16 36L17 35V33H16V31H18ZM143 30V29H142ZM254 30V29H253ZM3 31H6L5 29L3 30ZM125 31V30H124ZM129 31V30H128ZM131 31H133L132 29H131ZM255 31V30H254ZM149 32V31H148ZM158 32V31H157ZM162 32L160 31V33H161V35H162ZM248 32H250V33H248ZM4 33H6V32H3V33H0V34H4ZM138 33V32H137ZM8 34H4V35H0L1 37V39L5 42H1V40H0V44L1 43H4V45H6V41H7V39L9 40V39H12L11 37L9 38L8 37ZM19 34V33H18ZM139 34V33H138ZM137 34V36H135L136 37V40H137V37L139 38L140 37V35H138ZM166 34V33H165ZM250 34V35H249ZM256 35V34H255ZM19 36V35H18ZM227 36H226V39H228L227 38ZM251 36V37H250ZM262 36V35H261ZM8 37V38H7ZM113 37H115V36H113ZM118 37V36H117ZM245 36L244 37H242V39L244 38H246ZM254 37V38H253ZM258 39V41H256L257 39ZM27 38V37H26ZM95 39H96V36L94 37ZM173 38V37H172ZM234 38H235V40H234ZM76 40H77V43H76V41L74 42V43H76V44H78L79 43V45H80V39L78 40V38L76 37L75 38ZM115 39V38H114ZM134 39V38H133ZM223 39H225V38H223ZM225 39V40H226ZM243 39V40H244ZM29 41H30V38L28 39ZM93 40V39H92ZM100 41H99V43L102 41L101 39H99ZM135 40V41H136ZM218 40V39H217ZM231 40H233L232 42H231ZM242 40V41H243ZM246 40V39H245ZM118 41H120V40H118ZM129 40H123L122 41V43H123V45H125V47H129L130 46V44H129V42H128ZM259 41H261V42H259ZM52 42V41H51ZM97 42H98V39H96L95 41H93L92 42V44H93V47H97V45H99V47L102 49V52H101V54L103 53V45L102 44H104V42H102V46H100V44H97ZM113 43V40L111 41V38L109 37L108 38V46H107V44L105 45V48H107L106 50H107V52L105 51V48H104V52H106V53H104V54H106L105 55V58L107 59L108 58V56L107 55H110V56H112V59L113 60H115V62L113 61V62H110L111 63V66H112V64H113V66H114V69L116 68L115 67V65L116 64H114V63H116V62H118L119 61V59H120V61L122 60L121 58H116L118 55V52H120V51H118L117 52V54H116V50H115V48L113 47L112 48V43ZM225 43H226V41H224ZM25 43V42H24ZM26 43H29V42H26ZM30 43H32V45H30V46H28ZM30 43L29 44H24L28 49H29V47H33V44H34V42H32V41H30ZM48 43H49V41H48ZM109 43H110V45H109ZM36 44V43H35ZM52 44V43H51ZM87 44V43H86ZM89 44V43H88ZM87 44V47L89 46V48H90V44L88 45ZM96 44V45H95ZM216 45H217V41H216V43H215ZM243 46L242 48L244 49V50H242V48H241V45ZM2 45V44H1ZM23 45V46H24ZM42 45V44H41ZM112 45V46H111ZM215 45V46H216ZM232 45V46H231ZM245 45V46H244ZM24 46V47H25ZM38 46V45H37ZM53 46V45H52ZM83 46V45H82ZM85 46V45H84ZM111 46V47H110ZM122 46V45H121ZM185 46V45H184ZM183 46V47H184ZM227 46V45H226ZM228 46H227V48H228ZM5 47V46H4ZM25 47V48H26ZM35 47H36V45H35ZM43 47H45L44 45H43ZM47 47V46H46ZM68 47V46H67ZM76 47H78V46H76ZM116 47V46H115ZM123 47V46H122ZM187 47V46H186ZM225 47V46H224ZM23 48V47H22ZM24 48V49H25ZM34 48V47H33ZM73 48V47H72ZM81 48H83V47H81ZM85 48V47H84ZM83 48V51L85 50ZM189 48V47H188ZM188 48H183V49H185V51H186V49H188ZM222 48H223V46H222ZM226 48V49H227ZM0 49H2V48H0ZM5 49V48H4ZM23 49V50H24ZM28 49H25L23 52H25V51H27V52H25L24 54H25V56H26V54H28L29 52H28ZM30 49H32V48H30ZM41 49V48H40ZM56 49V48H55ZM77 49V48H76ZM87 49V48H86ZM100 49V50H101ZM112 49H114L113 51H112ZM130 49V48H129ZM132 49V48H131ZM164 49H166V48H164ZM163 49V50H164ZM183 49H180V50H178V51H176V52H182V50ZM224 49V48H223ZM230 49V48H229ZM232 49V48H231ZM52 50H54V49H52ZM51 50V51H52ZM57 50V49H56ZM93 50V49H92ZM94 50H96V49H94ZM99 50V51H100ZM122 50V49H121ZM162 50V51H163ZM5 51V50H4ZM33 51V50H32ZM86 51V50H85ZM108 51H109V53H111V54H109L108 53ZM59 52V51H58ZM68 52H70V51H68ZM72 52V51H71ZM70 52V53H71ZM123 52V51H122ZM121 52V53H122ZM125 52V51H124ZM179 52V53H180ZM52 53H53V51H52ZM51 53V54H52ZM55 53V52H54ZM57 53V52H56ZM89 53V52H88ZM99 53V55H100V52H98ZM108 53V54H107ZM113 53V54H112ZM33 54V53H32ZM104 54H102V55H104ZM117 55V56H115L114 58H113V56L114 55ZM123 54V53H122ZM244 55V54H243ZM55 56V55H54ZM58 56V55H57ZM94 56V55H93ZM28 57H32V56H28ZM119 57V56H118ZM104 58V57H103ZM241 58V57H240ZM29 59V58H28ZM112 59H110V61H112ZM116 59H118V60H116ZM126 61V58H123V62H125ZM119 61V62H120ZM195 61H196V59H195ZM194 61V62H195ZM198 62H200L201 61V58H199V60H197ZM197 61L195 62V64L197 63ZM101 62L104 64V66H106L107 64H105L102 60H101ZM117 63V64H119V66H122L123 67V65H120V63ZM122 62V63H123ZM194 62L192 61L191 63H193L194 64ZM201 62H203V61H201ZM109 63V62H108ZM124 64V63H123ZM126 64V63H125ZM199 64V63H198ZM117 66V70H114L115 71V73H113V70H111V67H105V69H106V72H107V69H109L110 71H111V73H109L110 71L108 70V72H107V76H111V77H114V76H116V74H123V75H125L126 76V78H125V82L123 81V83H124V85H125V83H126V87H127V85H128V88L130 87V88H134L135 87V84L137 83V85H138V83H140V82H144V83H146V80H147V83H154L153 85V89H154V87H155V89H157L158 88V84H159V82L161 81V79H162V73L159 75V76H161V77H159V78H161V79H158L157 78V81H156V76L157 75H152V73L150 74V72L149 73H145L144 74V76L142 75V79H141V74H143L144 72V70L142 69V72L143 73H139L138 71H136V70H134V72L135 73H133L132 75H131V73L133 72V68L132 69H130L129 70V68H126V67H123L122 69L118 66V65H116ZM201 66V68H198L197 69V71H200L201 69H203L202 68V66H205L204 65V63H203V65H200ZM129 67V66H128ZM119 68V69H118ZM192 68V67H191ZM124 69V70H123ZM119 70V71H118ZM181 70L183 71V69H182V66H181ZM195 70V69H194ZM222 70V71H221ZM117 71V72H116ZM124 71V72H123ZM185 71H186V69H185ZM192 71V70H191ZM190 71V72H191ZM197 71H196V73H197ZM105 72V73H106ZM147 72V71H146ZM137 73H139V74H137ZM154 73V72H153ZM193 73V72H192ZM196 73H194V75L196 74ZM201 73H203V72H201ZM118 74V75H119ZM148 74H150V76L148 75ZM155 74H157V73H155ZM190 74V73H189ZM117 75V76H118ZM122 75V76H123ZM128 75L129 76H131V77H128ZM146 75V76H145ZM148 75V76H147ZM171 75H173V74H171ZM170 75V76H171ZM179 75L180 76H183V74L180 72L179 73ZM197 75L199 76V72L197 73ZM197 75H195V76H197ZM201 75V74H200ZM223 75V77L224 78H222L221 76ZM90 76H93V75H90ZM107 76H104V75H101V79H103L104 80V77H106L107 78ZM136 76H138V77H136ZM151 76H152V78H151ZM188 74L187 73H185L184 74V81H185V79H187L186 80V84L188 85L189 83H190V86H192V84H193V86H195L194 84H198V88L195 86V88L194 87H192L193 89H198L197 90V92L199 91V90H202L203 89V87H202V84H205L203 81H201V80H203V79H201L202 77H203V75L200 77L199 76V79L200 80H198L197 79V81H196V77L195 76H193L192 77V75H190V76H188ZM132 77H134V79H135V81H137L138 79H139V81H137L136 83L134 82V83H130V78H132ZM144 77V78H143ZM148 77V78H147ZM158 77V76H157ZM167 77V76H166ZM174 77H175V75H174ZM187 77V78H186ZM195 77V78H194ZM86 78H87V76H86ZM100 78L99 79H97V80H95V79H93V80H95L96 82L98 81V83H99V81H100ZM116 78H118V77H116ZM119 78H121V77H119ZM123 78V77H122ZM129 78V79H128ZM151 78V79H150ZM153 78H155V80L153 79ZM168 79H170L169 78V76L167 77ZM188 78H189V80H188ZM191 78V79H190ZM192 78H194V80L193 81H195V83L192 81ZM204 78V77H203ZM216 78H218V82H216L217 80H216ZM127 79V80H126ZM137 79V80H136ZM146 79V80H145ZM150 79V80H149ZM181 79V78H180ZM205 79V78H204ZM85 80H87V79H85ZM120 81H121V79H119ZM123 80V79H122ZM145 80V81H144ZM154 80V81H153ZM158 80H160V81H158ZM162 80H165L164 78L162 79ZM127 81L129 82V83H127ZM187 81H189L188 83H187ZM191 81H192V83H191ZM204 81H206V80H204ZM89 82V79H88V81H86V83H85V86H86V84ZM90 82H92V80H90ZM107 82V79H106V81H105V83ZM122 82V81H121ZM157 82V84H155ZM167 82V81H166ZM165 82V83H166ZM169 82H172V81H170L169 80ZM202 82V83H201ZM208 82V83H209ZM98 83L95 85L94 83V85H95V90L96 91H98L99 90V87H100V83H99V85H98ZM162 83V82H161ZM199 83H200V85H199ZM92 84V83H91ZM122 84V83H121ZM120 84V85H121ZM134 85V86H132L131 87V85ZM88 85V84H87ZM94 85L93 86H91L92 88L94 87ZM144 86H145V84H143ZM81 87H82V85H80ZM90 86H88V87H90ZM105 86V85H104ZM123 86V85H122ZM150 85H148V86H145V87H143L144 89H150V87H149ZM200 86H201V88H200ZM80 87V88H81ZM87 87V86H86ZM87 87V88H88ZM102 88H104L103 87V85L101 86ZM100 87V88H101ZM106 87H107V85H106ZM124 87V86H123ZM141 87V88H142ZM240 87V88H239ZM80 88H79V90H80ZM92 88H89V89H92ZM128 88H124L126 91H128V90H130V89H128ZM136 88V87H135ZM140 88V87H139ZM152 88L150 89V90H152ZM191 88V87H190ZM191 88V89H192ZM200 88V89H199ZM84 89V88H83ZM98 89V90H97ZM109 89V88H108ZM110 89H112V88H110ZM109 89V90H110ZM131 89V90H132ZM147 89V90H148ZM192 89V90H193ZM207 89H205V91H207ZM85 90V89H84ZM102 90V89H101ZM100 90V93H101V95H102V92L105 90H102L101 91ZM107 90V89H106ZM136 90H138V87H137V89ZM235 92H234V91ZM88 91H90V90H88ZM133 91V90H132ZM132 91H130V92H132ZM212 91V92H211ZM231 91H232V93H231ZM99 92V91H98ZM137 92V91H136ZM192 91H190V93H191ZM195 92V91H194ZM200 93H201V91H199ZM199 92L197 93V94H199ZM209 92H208V94H209ZM87 93V92H86ZM133 93V92H132ZM222 94V95H220V94ZM118 95H120L119 93H117ZM207 96H208V94L207 93H205ZM97 95V94H96ZM194 95V94H193ZM197 97H198V95H196ZM199 96H200V94H199ZM201 96H203L202 94H201ZM224 96H226V98L228 97V100H226L225 98H224ZM97 97V96H96ZM102 97H103V95L101 96V99H102ZM196 97V98H197ZM231 97V99H229ZM93 98H94V96H93ZM105 98V97H104ZM192 98V97H191ZM190 98V99H191ZM199 98V97H198ZM219 98H224V101H223V104H224V102L226 103V102H229L228 103V105H227V103H226V106L225 105H223L222 104V101H219V103H221V104H217L218 102V100H220ZM149 99H151V98H149ZM189 98L188 99H186V100H189V102L188 103H191V101L192 100H190ZM195 99V98H194ZM217 101H216V100ZM233 99V100H232ZM94 100H95V98H94ZM105 99H103L102 101L105 103V101H104ZM185 100V99H184ZM209 100V99H208ZM223 100V99H222ZM231 100V101H230ZM101 101V102H102ZM152 100H150V102H151ZM182 101V100H181ZM195 101L196 100H194V101H192V103L191 104H195ZM202 101V100H201ZM204 101V100H203ZM102 102V105L104 104ZM115 102V101H114ZM150 102H148V103H150ZM186 102V101H185ZM199 102V101H198ZM198 102L196 103L197 105H198ZM97 102H95V104H96ZM202 103V102H201ZM200 103V104H201ZM98 105H100V103H97ZM96 104V105H97ZM145 104H147V103H145ZM183 104H184V102H183ZM192 105L193 107H191V108H195V106H197V105ZM211 104H213V106L211 105ZM218 105V106H222V109L220 110L219 108L220 107H217V106H215V105ZM95 105V107H98V106H96ZM150 105V104H149ZM185 105H188L187 103H185ZM143 106H144V104H143ZM181 106V105H180ZM189 106H191L190 104H189ZM199 106V105H198ZM228 106V107H227ZM83 107H87V106H83ZM94 107V108H95ZM148 107V106H147ZM181 107H183L184 109H187L188 107L186 106V108L184 107V105H182ZM180 107V108H181ZM79 108H81V107H79ZM105 108V104L103 105V108L102 109H104ZM139 108V107H138ZM137 108V109H138ZM223 108H225V109H223ZM51 109V108H50ZM84 109H86V108H83V110ZM142 109V108H141ZM140 109V110H141ZM144 109V108H143ZM147 109V108H146ZM189 109V108H188ZM188 109H187V111H188ZM197 109H199V107L197 108ZM197 109H193V110H196L195 112H197L198 110ZM29 110V109H28ZM27 110V111H28ZM79 110V109H78ZM77 110V111H78ZM81 110V109H80ZM134 110V109H133ZM136 110V109H135ZM138 111V112H143V111ZM183 110V109H182ZM204 110V109H203ZM223 110V111H222ZM259 110V108H257V110L256 111H258ZM262 110H263V112H264V107L262 108ZM262 110H261V108H260V113H263L262 112ZM77 111H75V110H73V111H71V112H57V113H53L52 111L51 112H49V114L48 113H46V114H48V115H44V116H42V117H40V118H42V120H40V121H36V123H37V125L38 126H44V128H52L51 130H49V131H47V128L45 129V132H42L41 134H38V135H36V134H28V133H24L25 135H21V132L24 130H26V128L28 127V126H30L28 123L26 124V123H24L23 122V120H20V121H18L19 119H16L18 116V114H13L16 118L15 119H13L14 118V116L11 114L10 115V113H8L9 115H7L6 117L8 118L9 116H11L10 118H12V120H10V118L7 120V118H6V120L2 117V119L0 118V140H7V139H10L11 140V138H12V142L15 144V146H14V150L12 151V153H11V155H8V154H4L3 153V148H1L0 147V160L2 159H6L7 160V163H8V161H9V163L11 162L10 160H12L13 162H11V164H9L8 163V166H14L15 168L17 167V165H18V167L16 168L17 169V171L18 172H22L21 173V175H19L20 173H14V174H16V177H15V175L13 176V174L12 173H10V172H5V171H3V173H0V186H1V191H0V193H1V196L4 198V196H5V194H6V197H5V200L4 199H2V200H0V201H2L3 202V205H0V206H2V208H4L5 210H1L2 208L0 207V214L2 215V216H4L5 217V219L4 220H6L7 222H5L4 223V221H3V225L1 224V222H0V227H2V229L0 228V233L2 232L3 233V236L4 237H7V235L8 234H10V235H8V239L7 238H2L1 237V242H0V244L2 245H0V247H3L4 249L6 248V250L8 251V253L9 254H11V253H13V252H15V250H16V255H18V259H17V256L14 254V259L16 260L17 259V261H14L15 263H13V264H17V263H19V264H21L22 262V264H24V258H25V256L27 257V253H28V251H25L26 250V248L28 247H25L26 245H29V244H34L33 242H34V240H33V242H30V241H32V239H30V238H33L34 239V237H29V236H31V235H27V234H29V233H26L27 231H25V232H23V230H20V231H17L18 233H21V234H19L18 236H17V234L18 233H15V230L13 231V229L15 228V227H17V226H15L16 224H22V220L21 219H24V221H25V219H26V221L25 222H23V223H28L27 222V220H29V218H30V215H33L32 216V218H34V215H36L35 213L33 214V212L34 211H36L37 213L39 212V213H41V211H38L39 209H38V207L39 206H37V205H35V203H27V197H28V199H29V201L30 202H33L34 201V193L35 194H38V195H40V199L42 198H44V200H45V203H47V200H49V203L52 205V206H54V204H56L57 203V201H58V199H60L59 200V202L61 201V203L62 202H65V201H62L63 199L64 200H70L71 202H73L72 201V199L74 200V204H76L77 205V203H79V206H78V208H81V206H82V208L83 209H81V210H83L84 212L83 213H81V215H80V217H78V221L79 222H81V225H82V227L83 228H81V230H79L80 228H78L77 226V224L76 223H78L79 224V227L81 226L80 225V223L77 221V217H75L74 215H76V214H73V216L75 217V219H74V221L73 222H71L73 225H75V231H73V233H75L76 235H78V237L80 238V236H81V240L80 239H78V238H74V236H75V234L73 235V236H71V237H73V238H70L69 236V238H65L64 236H62V237H64L63 239H65V240H67L66 241V243L68 242V240H70V239H72V240H74V242L73 241H71L73 244H71L70 243V241H69V244H68V246H70L67 250H66V253H67V251H68V253H69V249H70V252L71 253H69L70 255H74L76 258L77 257H79V259H83V258H85V255H87L88 256V254H86V253H88V251H86L85 250V248L88 250H90L91 251V247H93V246H87V244H88V242H89V244L90 245H93L94 243H93V241H92V239L94 238V236H93V234H91L93 237H91V238H87V237H85V236H87L92 230L91 229H86V228H90L91 226H90V224H94L95 223V225H96V227L101 223L102 225H104L105 224V220H106V223H107V225H108V227H107V229H103L104 230V234H107L106 232H107V230L109 231V233H110V235L111 236H113V237H111V239H110V236L108 237L107 235H106V237H108L107 239H108V242H106V243H108V244H110L111 246H108L109 247V249H110V247H111V249L110 250H112L113 248H114V246L116 247V244L115 243H113V241H115V238H116V240L118 241V243L120 242V240L121 239H123L124 241H126L128 244H129V248H130V250H127V251H125V252H123V247H122V250L120 249L119 251L118 250H116L115 249V251L117 252L118 251V253H121L120 251H122V253H121V255H122V260L124 261H122V260H120V262H123L122 264H174L175 262H176V260H177V257L179 256H177V249H175V247H176V245H173V244H171V242H172V239L170 238V236H169V238H170V240L168 239V238H164V237H162L161 235L162 234H159V236L158 237H160L159 239H153V238H151V237H149V235L145 232V231H135V230H133L134 229V227L136 226H132V224H138V223H133V222H136L135 220L136 219H138V218H136L137 217V215L139 214L137 211H138V209L136 210V214H135V216L136 217H134V215H133V213L135 212V211H133V208H134V210H135V206L132 208V209H130L129 207H131V205H132V202H129V203H127L128 201H131V199H132V197H130L129 196V193H128V190L130 189V187H132L133 188V184H132V178H128L127 177V182H125V183H127V185L126 186H128V190H126L127 191V193H128V195L126 194V191L125 192H123V190L121 189L122 187H119V185H120V183H118L117 184V182L116 181H112V180H110V181H108V180H106L105 179V176L103 175L104 174V172H103V169L102 168H100V170L98 169V167L96 168V169H92L91 167H90V165L92 164V163H94V164H96V160H94L95 158L93 157V156H90L89 154L91 153H87V152H85L86 150H88V149H85L84 150V154L82 153V155H80L79 157H78V155L76 154V153H74V154H76L77 155V157H76V155H75V157H76V159H78V160H80V162H81V157L84 155V156H88L89 155V157H91V159L89 158V159H87L86 157V164L85 165H82V167L81 168H76L75 170H69L68 168H66L63 164H58L57 163V160L55 159L56 157H54V155L56 154L55 152H47V151H45L44 150V148H47V147H45L46 146V143L48 144L49 142H52V140H50L49 138L50 137H52V138H55V137H57V138H59L58 136H64L65 135V131H73L74 132V134H75V131H77L79 128L78 127H82L83 125H81V126H79L81 123H80V121L75 117V114H77V115H79V113H81L82 112V110H81V112L80 111H78V113H76ZM86 111V110H85ZM85 111H83L82 113H85ZM89 111V110H88ZM87 111V113H91L92 111H90V112H88ZM180 111V110H179ZM259 111H258V113H259ZM95 111H93L92 112V114L90 115V117L93 115V113H94ZM99 112H101V111H99ZM104 111H102L101 112V114L103 113ZM132 112V111H131ZM135 112V111H134ZM136 112H137V110H136ZM135 112V113H136ZM194 112V111H193ZM201 114H202V112L203 111H199ZM225 112V113H224ZM3 113V112H2ZM87 113H86V115H87ZM133 113V112H132ZM181 113L183 114H185V110L182 112L181 111ZM180 113V114H181ZM257 112L255 113V115L256 114H258ZM4 114V113H3ZM130 114V113H129ZM166 114V113H165ZM179 113L177 114L178 116H180L181 117V115H180ZM183 114V115H184ZM194 114V113H193ZM199 114V113H198ZM25 115V114H24ZM85 115V116H86ZM133 115H136V114H134L133 113ZM129 116L130 118H131V120L130 121H127V124L125 125L127 128H129V127H133V125L131 124V121H135L134 120V116ZM171 115V116H170ZM173 115H175V114H169V117H168V114H166V116H167V118H170V117H174ZM254 115V117H256ZM259 115H261V117L264 115V113L263 114H259ZM82 116V119L81 120H83V119H85V117L83 118V114L81 115ZM127 116H128V114H127ZM160 116V115H159ZM161 116H162V114H161ZM161 116H160V118H161ZM165 116V117H166ZM186 116V115H185ZM193 116V115H192ZM5 117V116H4ZM88 117H89V115H88ZM87 116H86V122L85 123H87V118H88ZM96 117V116H95ZM133 117V118H132ZM142 117H143V115H142ZM157 117V116H156ZM156 117H155V119H156ZM194 117V116H193ZM198 117V116H197ZM258 117V119H260V117L259 116H257ZM256 117V118H257ZM19 118H21V117H19ZM29 118V117H28ZM37 118V117H36ZM136 118V117H135ZM138 118V117H137ZM160 118H157V119H159L160 120ZM172 118H170V119H168V121L169 120H171ZM187 118V117H186ZM185 118V119H186ZM195 118V117H194ZM194 118H193V121H194ZM26 119V118H25ZM122 119H124V118H122ZM140 119V118H139ZM138 119V120H139ZM142 119V118H141ZM156 119V120H157ZM179 119V118H178ZM184 119V118H183ZM16 120L18 121V122H20V125H16L17 123H16ZM28 120V119H27ZM90 120V119H89ZM128 120H129V118H128ZM188 120V119H187ZM255 120H257V119H255ZM60 121H64L66 124H67V127H63L64 129H62V128H60L61 127V125H59V122ZM84 121V120H83ZM122 121V120H121ZM125 122H126V120H124ZM161 121V120H160ZM163 121H164V119H163ZM167 121V120H166ZM172 121V120H171ZM170 121V122H171ZM229 121V120H228ZM32 122H33V120H32ZM82 122V121H81ZM93 122V121H92ZM123 122V121H122ZM132 122V123H133ZM138 122V121H137ZM136 122V123H137ZM140 122H142V124H143V119L142 120H140L139 121V124H141ZM175 122V121H174ZM39 123V124H38ZM44 123V124H43ZM80 123V124H79ZM188 123H190V121L188 122ZM257 123H260V121L258 122V120H257ZM19 124V123H18ZM61 124V123H60ZM92 124H95V123H92ZM97 124V123H96ZM147 124V123H146ZM165 124H167V123H165ZM194 124V123H193ZM261 124V123H260ZM259 124V125H260ZM262 124H263V122H262ZM87 125V124H86ZM132 125V126H131ZM135 125V124H134ZM161 125V124H160ZM5 126V127H4ZM58 126H59V128L60 129H58ZM92 125H90V127H91ZM97 126V125H96ZM147 126H149V125H147ZM162 127H163V125H161ZM35 127V126H34ZM56 127V128H55ZM84 127V126H83ZM88 128H89V126H87ZM93 127V126H92ZM159 127V126H158ZM181 127H183V126H181ZM180 127V128H181ZM235 127V126H234ZM43 128V129H44ZM86 128V127H85ZM85 128H83L84 130H85ZM147 128V127H146ZM152 128V127H151ZM165 128H167L166 127V125H165ZM169 128V127H168ZM62 129V130H61ZM87 129V128H86ZM156 128H154L152 131L153 132H155L154 130H155ZM21 130V131H20ZM80 130V129H79ZM82 130V129H81ZM147 130L149 131V129L147 128ZM158 130H160V132H163V131H161V130H164V129H161V127H160V129H158ZM158 130H156V134H157V131ZM183 130V129H182ZM238 130H240L239 128H238ZM42 131H44V130H42ZM169 130H167L166 132H168ZM72 132V133H73ZM78 132V131H77ZM77 132H76V135H77ZM150 132V131H149ZM152 132V133H153ZM166 132H165V134H166ZM170 132V131H169ZM12 133V134H11ZM37 133V132H36ZM40 133V132H39ZM151 133V134H152ZM184 133V132H183ZM213 133V134H214ZM79 135H81V131L78 133ZM153 134H155V133H153ZM164 134V135H165ZM199 134V135H198ZM217 134V133H216ZM216 134H214L215 136H216ZM12 135V136H11ZM75 135V136H76ZM145 136H146V133L144 134ZM148 135V134H147ZM163 134H161L160 135V137H163L162 136ZM169 136L171 135V133L170 134H168ZM188 135V136H189ZM195 135H198V136H195ZM234 135H236V133L234 134ZM234 135H233V138H234ZM150 136V135H149ZM148 136V137H149ZM169 136H164V137H168V139H169ZM183 136V135H182ZM237 136V135H236ZM138 137V136H137ZM155 137V136H154ZM242 137V136H241ZM240 137V138H241ZM47 138H48V140H47ZM74 138V137H73ZM216 138V137H215ZM237 138V137H236ZM243 138V137H242ZM135 139H137V138H135ZM150 139V138H149ZM149 139H147V140H149ZM159 139V138H158ZM167 139V138H166ZM172 139H173V137H172ZM191 139V138H190ZM244 139V138H243ZM78 140H80V139H78ZM81 140H83V138L81 139ZM137 140H139V138L137 139ZM136 140V141H137ZM147 140H145V141H147ZM159 140H161V139H159ZM179 140V139H178ZM238 140V139H237ZM46 141V142H45ZM49 141V142H48ZM83 141H85V139L83 140ZM140 141H142V140H140ZM144 141V142H145ZM162 141V140H161ZM164 142H165V140H163ZM172 141H174V139L172 140ZM177 140H175L174 142L177 144V142H176ZM236 140H233V141H231V142H233V144H234V142H235ZM245 141H247V139L245 140ZM4 142V141H3ZM45 142V143H44ZM75 142H76V140H75ZM135 142V141H134ZM143 142V143H144ZM163 142V143H164ZM171 142V141H170ZM174 142H173V144H174ZM240 142V141H239ZM244 142V141H243ZM1 143V142H0ZM5 143V142H4ZM53 143V142H52ZM78 143V142H77ZM80 143V142H79ZM81 143H82V141H81ZM80 143V144H81ZM181 143V142H180ZM210 143V142H209ZM238 143V142H237ZM83 144H85V143H83ZM167 144L169 145V143H168V141H167ZM171 144V143H170ZM230 144V143H229ZM248 145V143H245V145ZM41 145V146H40ZM45 145V146H44ZM79 145V144H78ZM164 145V144H163ZM175 145V144H174ZM174 145H172V147H174ZM180 144H177V145H175V150L176 151H174L173 149H172V147H171V149L169 150V152L171 151V152H176V154H177V152H178V150H181V151H179L180 153L179 154H177V157L179 156L180 157V154L182 153V151L184 150L183 148L181 149V145L179 146ZM191 145V144H190ZM189 145V146H190ZM236 145V151L239 149V151H240V148H238L237 147V144H235ZM234 145V146H235ZM8 146V145H7ZM86 146L87 145H83V147L84 148H86ZM89 146V145H88ZM90 146H91V144H90ZM167 146V145H166ZM176 146H178L177 148H176ZM186 146V145H185ZM184 146V147H185ZM188 146V147H189ZM199 146V145H198ZM244 146V145H243ZM44 147V148H43ZM75 147V146H74ZM83 147H81L82 148V150H83ZM162 147V146H161ZM247 147V146H246ZM249 147V146H248ZM8 148V147H7ZM40 148H43V150H41ZM207 148V149H206ZM208 148H209V150H208ZM264 148V147H263ZM9 149V148H8ZM69 149H71V148H69ZM73 149H77L76 147L75 148H73ZM80 148H78V150H79ZM92 149V148H91ZM116 149V150H115ZM115 149H113L114 151L112 152V153H114V154H116V152H117V157H121V158H119V159H122V160H119V161H121L120 162V165H122L121 163H123V161H124V159L126 158V160H127V162H128V164H130V163H133V164H130L132 167H135L136 165L135 164H137V165H139V161H136V160H138V159H136V160H133L132 162H129V161H131L132 159L131 158H128L129 156H128V153H129V150H127L126 152H127V154H125V150H121V149H118V148H115ZM159 149H161V148H159ZM164 149H165V147H164ZM166 149H167V147H166ZM178 149V150H177ZM190 149H191V147H190ZM195 149H196V147H195ZM196 149V150H197ZM232 149V148H231ZM231 149H229L228 148V151L229 150H231ZM234 149V148H233ZM231 150V152L233 151L234 152V150ZM242 149V148H241ZM245 149V148H244ZM5 150V149H4ZM61 150H62V148H61ZM72 150V149H71ZM71 150H69V153H70V151ZM89 150H90V148H89ZM118 150H119V152H118ZM148 150V149H147ZM250 150H251V148H250ZM263 150V149H262ZM7 151V150H6ZM6 151H4V152H6ZM65 151H67V150H65ZM80 151V153H81V149L79 150ZM93 151V150H92ZM130 151H132V150H130ZM160 151V150H159ZM162 151H164L163 152V154L165 153L166 155H167V153L165 152V150H163V148H162ZM248 151V150H247ZM68 152V151H67ZM73 152V151H72ZM150 152V151H149ZM167 152H168V150H167ZM168 152V153H169ZM244 152V151H243ZM245 152H246V150H245ZM252 152V151H251ZM53 153V154H52ZM87 153V154H86ZM111 153V155H114V154H112ZM131 154H132V152H130ZM145 153H146V150H145ZM148 153V152H147ZM159 154H160V152H158ZM238 153V155H239V152H237ZM247 153H249V151L247 152ZM10 154V153H9ZM64 154H65V152H64ZM64 154H63V156H64ZM71 154V153H70ZM73 154V153H72ZM162 154V153H161ZM186 154V153H185ZM184 153H182V156H181V158L183 157V160H185L184 159V156L185 157H188L189 158V156H186ZM189 154V153H188ZM193 154H195V153H193ZM241 154V153H240ZM258 154V153H257ZM256 154V155H257ZM260 154V153H259ZM58 155H59V153H58ZM96 154H94V156H95ZM127 155V156H126ZM261 155V154H260ZM11 157V159H10V157ZM52 156H53V158H52ZM57 156V155H56ZM98 156V155H97ZM96 156V157H97ZM101 156V155H100ZM167 156H169V155H167ZM66 157V156H65ZM110 157V156H109ZM193 157H194V155H193ZM199 157V156H198ZM197 157V158H198ZM207 157L209 158V160L207 159ZM25 158V159H24ZM58 158V157H57ZM94 158V159H93ZM168 158V157H167ZM195 158V157H194ZM197 158H195V160L197 159ZM261 158V157H260ZM15 159V160H14ZM22 159H24L25 160V163H24V160H23V162L21 161ZM45 159H47L46 161H47V163H45V161H43V160H45ZM63 159V158H62ZM97 159V158H96ZM102 159V158H101ZM129 159V160H128ZM191 159H193V158H191ZM237 159V158H236ZM19 160H20V162H19ZM98 160V162H97V166H98V164H100V163H102L101 162V160H100V158L99 159H97ZM194 160V161H195ZM198 160H200V158L198 159ZM197 160V161H198ZM14 161H17V162H14ZM83 161V160H82ZM85 161V160H84ZM89 161V162H88ZM116 161V163H117V160H115ZM118 161V162H119ZM134 161L136 162V163H134ZM141 161V160H140ZM197 161H195V162H197ZM63 162H65V161H63ZM70 162V161H69ZM88 162V163H87ZM103 162H105V161H103ZM137 162H139V163H137ZM144 162V161H143ZM188 162H190V161H188ZM193 162V161H192ZM261 162V161H260ZM7 163H6V165H7ZM42 163V164H41ZM43 163H44V165H43ZM72 163V162H71ZM84 163V162H83ZM125 163V167H127L126 165H127V163L126 162H124ZM124 163H123V165H124ZM145 163H146V161H145ZM184 163V162H183ZM262 163V162H261ZM67 164V163H66ZM70 164V163H69ZM88 164V165H87ZM93 164V165H94ZM144 164V163H143ZM193 164V163H192ZM197 165L199 164V163H196ZM202 164V163H201ZM201 164H200V167H201ZM259 164V163H258ZM92 165V166H93ZM96 165H94L95 167H96ZM104 164H102V166H103ZM119 165V164H118ZM117 165V166H118ZM129 165V166H130ZM141 165H142V161H141ZM140 165V166H141ZM146 165V164H145ZM190 164H187V166L188 167H190L189 166ZM260 165V164H259ZM75 166V165H74ZM79 166V165H78ZM101 166V167H102ZM139 166V168H141L144 172H145V167L146 168H148L149 169V166L148 165H146V166H144L143 168L142 167H140ZM186 166V167H187ZM194 166V165H193ZM193 166H191V167H193ZM77 167V166H76ZM119 167V166H118ZM122 166H120V168H121ZM203 167V166H202ZM202 167L201 168H199V169H201L202 170ZM258 167V166H257ZM123 168V167H122ZM128 169H129V167H127ZM156 168V167H155ZM260 168H263V166L261 167L260 166ZM101 169H102V171H101ZM118 169V168H117ZM125 169V168H124ZM132 169H134V168H132ZM147 169V170H148ZM150 169H152V167L150 168ZM193 169H195V172H196V170H197V167L196 168H193ZM204 169V168H203ZM122 170V169H121ZM126 170V169H125ZM146 170V172H148ZM1 171V172H2ZM131 171V170H130ZM136 171V170H135ZM155 171V170H154ZM190 172H191V170H189ZM5 172V173H4ZM118 172H119V170H118ZM138 172H140V171H138ZM145 172V173H146ZM193 172V171H192ZM203 171H201V173H202ZM126 173V172H125ZM131 173V172H130ZM136 173V172H135ZM151 173V172H150ZM149 173V174H150ZM157 172H154V174H156ZM194 173V172H193ZM205 173V172H204ZM22 174L24 175V177H22ZM118 174V173H117ZM120 174V173H119ZM118 174V175H119ZM128 174V173H127ZM200 174V173H199ZM122 175V174H121ZM137 175V174H136ZM135 175V176H136ZM140 175V174H139ZM153 175V174H152ZM12 176H13V178L15 179H12ZM18 176V177H17ZM22 178H21V177ZM25 176H27V177H25ZM30 176H33V177H30ZM131 176H132V173H131ZM164 177H166L167 178V176H165V175H163ZM207 176V175H206ZM205 176V177H206ZM21 179H20V178ZM52 177H53V179H52ZM54 177L56 178V180L58 181V180H60V181H58V182H61V183H63V185H65L64 186V188H63V190H59V191H55V189H54V191L52 192V189H50V192L49 191H45L44 189H42L43 190V192L42 193H44V191H45V193L43 194V195H41V192H40V190H39V188H41V187H39V186H41V184H42V186H43V188H46L45 186V182L46 183H48L47 182V180L48 179H52L53 180V182H57V181H55V179H54ZM107 177V176H106ZM124 177H126V176H124ZM123 177V178H124ZM129 177H130V175H129ZM198 178H199V176H197ZM200 177H204L203 175L201 176L200 175ZM16 178L17 179H19L20 181H18V185H22L23 187V190L25 189V185H23L22 183H20L21 181H23V179H24V181L23 182H26L27 181V178L28 179H32V181H34L35 183H34V186L32 187V189H30V191H28L29 190V188L30 187H26L27 188V191H28V193H27V195L25 196L26 197V199L23 197L22 198V200L23 201H26V202H19L20 201V197H22V195L21 194H23L22 192L21 193H19L18 191V188H17V186H16V184H17V180H16ZM108 178V177H107ZM110 178V177H109ZM116 178V177H115ZM136 178H138V177H136ZM165 178V179H166ZM25 179H26V181H25ZM51 179H50V181H51ZM113 179V178H112ZM121 178L119 177V179H117V180H120ZM126 179V178H125ZM135 179V178H134ZM158 179V178H157ZM164 179V180H165ZM181 179V178H180ZM200 179H202V178H200ZM205 179V180H204ZM13 180V181H12ZM174 180V179H173ZM177 180H178V177H177ZM194 180H196V181H198V179H194ZM194 180H191V181H193V183H194ZM203 180L204 181H208V180H206V178H203ZM12 181V182H11ZM14 181H16V183L14 182ZM136 182H139L138 180H135ZM180 181H182L181 183L183 184V178H182V180H180ZM200 181V180H199ZM210 181V180H209ZM36 182H38L37 184H36ZM120 182V181H119ZM122 182V181H121ZM134 182V181H133ZM185 182H186V180H185ZM201 182V181H200ZM199 182V183H200ZM13 183V184H12ZM52 183V182H51ZM124 183V184H125ZM165 183H166V185H168L167 184V181H165ZM202 183V182H201ZM210 183V182H209ZM137 184V183H136ZM186 184V183H185ZM198 184V183H197ZM28 185V184H27ZM36 185V186H35ZM132 185V186H131ZM187 185V184H186ZM191 185V184H190ZM199 185H201V184H199ZM211 185V184H210ZM13 186V187H12ZM25 186V187H24ZM57 186V185H56ZM121 186V185H120ZM125 186V185H124ZM125 186V187H126ZM189 186V185H188ZM209 186V185H208ZM15 187L17 188V190L15 189ZM187 187V186H186ZM185 187V188H186ZM190 187H193V186H190ZM251 187H252V185H251ZM263 187V186H262ZM36 188H38V189H36ZM134 188H135V186H134ZM140 188V187H139ZM183 188H184V186H183ZM189 188V187H188ZM187 188V189H188ZM195 188V187H194ZM33 189H36V190H34V192H33ZM60 189V188H59ZM121 189V190H120ZM127 189V188H126ZM209 189H210V187H209ZM258 188H257V185H256V188H254V192H256V190H257ZM263 189V191L261 192V190ZM261 190H260V188H259V190H257V192L259 191V193L260 194H262V196L264 195V188H262ZM13 190L14 191H17L16 193L18 194V196H19V198H17L16 196H13V199H12V194H14V192H13ZM41 190V191H42ZM130 190H134V189H130ZM137 190V189H136ZM140 189H138V191H139ZM183 190H185V189H183ZM200 190V189H199ZM205 190V189H204ZM204 190H202L201 192H203ZM144 191H145V189H144ZM189 191V190H188ZM187 191V192H188ZM193 191H195V190H193ZM3 192H5L4 193V195H3ZM7 192V193H6ZM10 192V193H9ZM11 192H13V193H11ZM47 192V193H46ZM133 192H135V191H133ZM141 191H139V193H140ZM143 192V191H142ZM148 192V191H147ZM192 192V191H191ZM191 192H189V193H191ZM200 192V193H201ZM257 192H256V194H257ZM30 193V194H29ZM33 193V194H32ZM111 193H112V195H111ZM135 193H137V192H135ZM139 193H137V195L139 194ZM194 193V192H193ZM199 193V194H200ZM258 193V194H259ZM7 194H8V196H7ZM11 194V195H10ZM131 194V193H130ZM134 194V193H133ZM203 194H205V192L203 193ZM202 193H201V195H203ZM9 195L11 196V198H10V201L11 202H13L14 204L12 205V203L9 201V203H8V197H9ZM188 196H190L189 194H187ZM193 195H195V194H193ZM254 195V194H253ZM24 196V195H23ZM30 196V197H29ZM138 196H140V195H138ZM137 196V197H138ZM208 196V195H207ZM33 197V198H32ZM38 197V196H37ZM106 197H108V199H106ZM199 197H201L200 195H199ZM1 198V197H0ZM38 198V199H39ZM79 198V199H78ZM112 198H114V201H116L115 203L117 204V208H121V210H120V212L119 213H117V212H115V211H112L111 210V208H109V206L111 207V206H113V207H115L116 208V204L114 203V201L112 200ZM184 197H182V199H183ZM186 198V197H185ZM190 198V197H189ZM188 198V199H189ZM191 198H192V196H191ZM262 199V197H260V195L258 196V199ZM7 199V200H6ZM33 199V200H32ZM39 199V200H40ZM77 199V200H76ZM106 199V200H105ZM193 200L195 199V196H193V198H192ZM197 199H198V197H197ZM197 199H195V202L194 201H192L194 204L196 203V201H197ZM201 199V198H200ZM255 199V198H254ZM260 199V200H261ZM18 200V201H17ZM43 200V201H44ZM56 200V203L54 202ZM112 202H111V201ZM136 200V199H135ZM184 200V199H183ZM202 200H203V198H202ZM107 201L108 202H111L112 204H110V203H108V204H110V205H107ZM181 201V200H180ZM256 201H257V199H256ZM1 202V203H2ZM36 202V201H35ZM134 202V201H133ZM136 202H137V200H136ZM133 203L134 205L135 204H137V203ZM188 202V201H187ZM205 202V201H204ZM260 202V201H259ZM0 203V204H1ZM8 205H7V204ZM11 203V204H10ZM23 203H25V205L23 204ZM52 203H54V204H52ZM126 203H127V205H126ZM206 203V202H205ZM205 203H203V204H205ZM20 204H22V206L20 205ZM65 204H69V203H64V205ZM107 206H106V205ZM113 204H115V205H113ZM131 204V205H130ZM188 204V203H187ZM199 204H200V202H199ZM199 204H198V206H199ZM13 206L14 207V209L12 210V209H9V207L10 206ZM18 205H20V206H18ZM29 205H35V206H29ZM81 205V206H80ZM191 205H192V203H191ZM259 205H261V204H258V206ZM6 208H5V207ZM37 206V208L36 209H34L35 207ZM119 206V207H118ZM127 206H129V207H127ZM133 206V205H132ZM162 206H164V204L162 205ZM166 206V205H165ZM189 206H190V203H189ZM193 206V205H192ZM203 206V205H202ZM255 206V205H254ZM264 206V205H263ZM12 207V208H13ZM19 207V208H18ZM21 207V208H20ZM48 207V206H47ZM51 207V206H50ZM105 207H106V209H105ZM108 207V208H107ZM204 207V206H203ZM257 207V206H256ZM58 208V207H57ZM75 208V207H74ZM114 208V209H115ZM126 208V209H125ZM129 210H128V209ZM167 208V207H166ZM262 208V207H261ZM20 211V212H18V210ZM21 209V210H20ZM32 209H34V210H32ZM69 209V208H68ZM85 209V210H84ZM102 209V213H103V216H102V214H100L101 212H100V210ZM104 209V210H103ZM7 210H9V211H7ZM107 211V215H106V211ZM109 210H111V211H109ZM119 210V209H118ZM126 210V211H125ZM133 211V213L132 212H129V211ZM1 211L2 212H6L7 213V215H6V213H1ZM14 211V212H13ZM47 211V210H46ZM57 211H59V210H57ZM57 211H55V212H53V214L54 213H56ZM105 211V212H104ZM109 212V213H108ZM166 212V211H165ZM38 213V214H39ZM68 213H69V211H68ZM105 213V214H104ZM141 213V212H140ZM11 215V217L9 218V215ZM60 214H62V213H60ZM59 214V215H60ZM63 214H65V213H63ZM80 214V213H79ZM79 214H77V216L79 215ZM6 215V216H5ZM19 215H22L21 217H19ZM106 215V216H105ZM2 216H0V217H2ZM14 216V217H13ZM26 216H28V217H26ZM40 216V215H39ZM71 216V215H70ZM99 216V217H98ZM6 217H8V218H6ZM17 217H19V218H17ZM58 217V216H57ZM60 217V216H59ZM3 218V217H2ZM36 218V217H35ZM66 218H68V219H66ZM1 219V218H0ZM13 219V220H12ZM16 219V224L14 225V223H13V221ZM18 219V220H17ZM50 219H52L51 221H50ZM50 219L49 220H46L45 222H43L42 224H40L41 226H44L45 227V225L47 226L48 225V229L49 228H51L52 229V226L54 225V224H52V223H57V221H58V219H55V217H50ZM54 219L56 220V221H54ZM61 219L62 220H60V222L61 221H64L63 223H62V225L63 224H68L67 222L65 223V221H68L69 220V224H70V220L72 219L71 217L69 218V215L66 217H61ZM65 219V220H64ZM97 219H100V220H103L104 222H98L97 224H96V221L95 220H97ZM223 219V218H222ZM19 220H21V222L19 221ZM12 223H11V222ZM19 221V222H18ZM49 221L51 222V223H49ZM41 222H42V220H41ZM59 222V221H58ZM75 222V223H74ZM10 223H11V227H10ZM35 223H38V222H35ZM46 223V224H45ZM55 223V224H56ZM5 224H9V226H8V228L9 229H6V228H4V226L5 227H7V225H5ZM32 224H33V222H32ZM32 224H30V225H32ZM86 224V225H85ZM89 224V226L88 227H85V226H87ZM2 225V226H1ZM15 227H14V226ZM51 227H50V226ZM19 226V225H18ZM29 226V225H28ZM59 226H61L60 224H59ZM99 226H101V225H99ZM98 226V227H99ZM255 226V225H254ZM20 227V226H19ZM26 227V226H25ZM44 227H42V228H44ZM62 227V226H61ZM60 227V228H61ZM73 227V226H72ZM84 227H85V229L86 230H84ZM98 227L97 228H95V229H98ZM113 227H119V228H117L118 229V231H119V233L117 234V230H116V228H113ZM133 227V228H132ZM160 227V226H159ZM12 228V229H11ZM29 228V227H28ZM27 228V229H28ZM37 228H38V226H37ZM46 228V227H45ZM40 229L39 231H45V232H39L40 234L39 235H44V233L46 234L45 236H43L41 239H43V240H47V238H51V236H55V238H53V239H50L51 240V242H50V244H54L53 243V241L52 240H54L55 241V246H52V247H50V250H52L53 252H52V254L53 255H51V253L49 252L50 250H48V252H49V254L46 252L47 251V249H48V246H47V243H46V248H44V250H46L45 251V253H44V251H43V253L45 254V256L47 257V255H46V253L48 254V255H50L52 258H54V259H52L50 256V258L51 259H49L48 257V260H51L52 262H54L53 260H55V257H57L58 258V256L60 255V256H62L63 257V261H61L60 260V262H59V260L57 261V260H55V261H57L56 263H58V264H64L65 262L67 263V264H69L70 262L69 261H66L67 259H69L71 256L68 254H61V253H63V250H64V252H65V249L68 247V246H66L63 242H65V241H63V239L59 236H57V235H53L54 233L55 234H57V232H47V231H51V229ZM56 228V227H55ZM64 228V227H63ZM92 229H93V226L91 227ZM102 228H103V226H102ZM108 228H110V229H114V230H116L115 232L116 233H114V230H109ZM120 228H122V229H126V230H121L120 231ZM161 228V227H160ZM255 228H256V226H255ZM25 229V228H24ZM30 229V228H29ZM100 229H101V227H100ZM138 229H139V227H138ZM156 229H158V228H156ZM260 229V228H259ZM3 230V231H2ZM4 230H8V232H6V233H8V234H6V236L4 235L5 233H4ZM9 230H11L10 232H9ZM38 230V229H37ZM82 230H84V231H82ZM103 230L101 231V233L103 232ZM31 231V230H30ZM53 231H54V229H53ZM80 233H79V232ZM98 231H100V230H98ZM150 231V230H149ZM158 231V230H157ZM253 231V230H252ZM256 231H258L257 229H256ZM77 232H78V234H77ZM81 232H82V234H81ZM86 232V233H85ZM88 232V233H87ZM152 232V231H151ZM246 232V231H245ZM2 233H1V235H2ZM35 233V232H34ZM42 233V234H41ZM52 233V234H51ZM87 234V235H85V234ZM98 234H100L99 232H97ZM109 233H108V235H109ZM159 233V232H158ZM251 233V232H250ZM249 233V234H250ZM253 233H254V231H253ZM258 233V232H257ZM11 235H14V236H12V238H10V236ZM38 235V236H39ZM50 236V237H48V236ZM61 235V234H60ZM85 235V236H84ZM90 235V234H89ZM88 235V236H89ZM94 235H95V232H94ZM156 235V234H155ZM248 235V234H247ZM84 236V237H83ZM101 236V235H100ZM99 236V237H100ZM152 236H154V233H153V235ZM165 236H166V234H165ZM56 237H58V239L56 238ZM76 237V236H75ZM157 237V238H158ZM36 238H38L37 236L35 237V239ZM39 238H40V236H39ZM38 238V239H39ZM46 238V239H45ZM86 238V239H85ZM113 238V239H112ZM4 239V240H3ZM40 239V240H41ZM56 239V240H55ZM75 239H76V241L78 242V244H79V241H80V244L79 245H77L76 243V241H75ZM78 239V240H77ZM101 239V238H100ZM6 240V241H5ZM30 240V241H29ZM84 240H85V242H84ZM89 240V241H88ZM110 240H111V242H110ZM123 240H121V241H123ZM28 241H29V244H26L24 247H21V246H23L24 245V243H28ZM85 243H83V242ZM88 241V242H87ZM91 241H92V244H91ZM117 241H116V243H117ZM22 242V243H21ZM24 242V243H23ZM38 242H39V240L37 241V243L36 244H38ZM45 242H47V241H44V243ZM56 242L58 243V245L59 246H61L62 245V243L65 245H63L64 247H65V249H61V248H64V247H62L61 246V248L60 247H56V246H58L57 244H56ZM104 242H105V239H104ZM104 242H103V245H104ZM4 243L5 244H7V246L5 247L4 246ZM39 243H41V242H39ZM81 243H82V245H81ZM42 244V243H41ZM41 244H39L40 246H42ZM76 244V246L75 247H78L77 249L79 250L80 248V245L82 246V247H84L85 245V248L83 249V248H81V249H83V250H85L84 251V255L83 256H79V255H77V254H83V252H80V253H77V252H79L77 249H75V247H73L74 245ZM84 244V245H83ZM107 244V245H108ZM121 244H122V242H121ZM21 245V246H20ZM44 245V244H43ZM112 245H114V246H112ZM118 245V244H117ZM20 247V249H19V247ZM29 246H32V245H29ZM37 246V245H36ZM39 246V247H40ZM106 246V245H105ZM122 246H123V244H122ZM38 247V248H39ZM44 247V246H43ZM53 247H55V248H53ZM101 247V246H100ZM102 247H104V246H102ZM113 247V248H112ZM127 247V246H126ZM125 247V248H126ZM8 248V249H7ZM18 248V249H17ZM21 248H22V250H23V248L25 249L23 252L21 251ZM40 248H42V247H40ZM53 248V249H52ZM57 248L60 250L61 249V253L60 252H58L59 253V255L57 256L56 255V253H54L55 252V250H57ZM72 248V249H71ZM105 248V247H104ZM104 248H101L100 250H102V249H104ZM9 249L10 250H14L13 252H10L9 251ZM30 249H32V248H30ZM55 249V250H54ZM109 249H104L103 250V252H107V251H109ZM17 250H18V252H17ZM20 250V251H19ZM27 250H29V248L27 249ZM35 250V248L33 249V251ZM36 250H37V248H36ZM42 250V249H41ZM76 250V251H75ZM82 250V251H83ZM114 250V249H113ZM73 251H75V253L74 254H72L73 253ZM115 251L112 253V254H114L115 253ZM1 252H3V250L1 251ZM21 252V253H20ZM24 252H25V255H24V257H23V254H24ZM103 252H100V253H103ZM106 252H105V254H106ZM109 252H112V251H109ZM6 253V252H5ZM23 253V254H22ZM29 253H30V251H29ZM28 253V256H30V254ZM40 253V252H39ZM57 253V254H58ZM108 253V252H107ZM56 256H55V255ZM89 254H90V252H89ZM104 254V253H103ZM110 254V253H109ZM107 255V254H106ZM115 255H117L116 253H115ZM7 256H8V254H7ZM55 256V257H54ZM59 256V257H60ZM86 256V257H87ZM16 257V258H15ZM21 257V258H20ZM23 257V258H22ZM30 257H32L33 258V256H30ZM37 257V256H36ZM42 257V256H41ZM65 257V258H64ZM68 257V258H67ZM75 257H73L72 256V258H70V259H72L73 261H74V263H76L77 264V262L78 261H75L74 259H76ZM119 257V256H118ZM29 258V257H28ZM25 259V260H32V258H29V259ZM56 258V259H57ZM67 258V259H66ZM183 257H178V259L180 260L181 259V261H180V263L179 264H181L182 263V259ZM21 259H23L21 262H20V260ZM35 258H33V260H34ZM59 259V258H58ZM60 259H61V257H60ZM78 259V260H79ZM82 259H81V262H82V264H83V262H84V264H85V262H87L88 260H87V258L84 260V261H82ZM91 259V258H90ZM26 261V263L25 264H30L29 262H34V261ZM77 260V259H76ZM35 261H38V260H36L35 259ZM50 261V262H51ZM91 261H92V259H91ZM91 261L89 260L87 263H90V264H93V263H91ZM17 262V263H16ZM40 262V261H39ZM64 262V263H63ZM226 262H228V261H226ZM34 263H36L37 264V262H34ZM33 263V264H34ZM56 263H54V264H56ZM73 263V264H74ZM79 263H80V261H79ZM78 263V264H79ZM178 263H176V264H178ZM230 262H228L227 264H229ZM244 263V262H243ZM0 264H2V263H0ZM4 264H6L5 262H4ZM50 264H52V263H50ZM81 264V263H80ZM237 264V263H236ZM239 264H241V262L239 263ZM245 264V263H244Z\"/></svg>",
    "mask_w": 264,
    "mask_h": 264
}]
</instances>
